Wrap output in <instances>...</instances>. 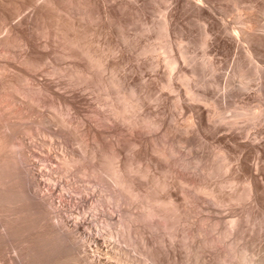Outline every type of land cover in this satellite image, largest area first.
Segmentation results:
<instances>
[{
  "label": "bare ground",
  "instance_id": "1",
  "mask_svg": "<svg viewBox=\"0 0 264 264\" xmlns=\"http://www.w3.org/2000/svg\"><path fill=\"white\" fill-rule=\"evenodd\" d=\"M97 1H100V2H104L105 4L107 3V4H109L110 5V0H97ZM96 0H42V2H40V0H0V264H112L111 263V261H112V259L110 260V257H109V255H110V252H111V250L109 249V245L107 246V245H105V243H106V241H104V239L102 238V236H103V234L101 235V231H105V230H101L100 232H96L95 231V233L92 231V227H89V226H87L86 224H85V222L86 221H83L84 219H82L80 216V213L82 214V212H80L82 209H80L79 208V206H76V207H74L73 205H76V204H80V202L79 203H77L78 201H86V202H89V198H92V196H89V195H91L90 193L92 192V194H93V191L96 189V188H94V189H92L91 187H89V188H91L90 190H91V192H86V193H88L87 195H85V196H82V197H75L73 194H71V195H69L70 194V192H71V190L69 189V187L70 186H72V185H74V183H75V185H76V182H77V180L76 179H74V178H76V174H78V173H81L84 177L83 178H85V177H87V178H95V180L97 181V178H98V176L100 177V173H102V174H105L104 176L106 177V174L109 176L108 178L110 179L111 178V184L113 183L114 185H116V187L118 186L119 188H121V190L122 191H125V193L127 194V195H125L126 197L129 195V197L128 198H131L132 200H130L131 201V203H132V201H133V203H135V201H137V202H139V201H141L143 204H140L139 203V205H141L142 207H144V208H141V209H144L143 211V214H144V216L146 215V216H148V218H150V219H153V218H151V217H159V218H162V212L161 211H163V216L165 217V218H168L169 219V215H167V214H170L171 216H172V219L173 218H175V222H176V218H180V219H182V220H186V218H183L184 216H181V213L183 212L184 213V211L182 210L183 208H184V206H182L183 205V203H182V205H181V209H180V205L178 206V205H176V203L178 202V198L177 199H175L176 197H174V199H173V196H169L170 194H171V192H168V193H166V194H164L165 195V199H164V196L162 197L161 196V194L163 195V193L161 192V191H163V190H166L167 188H168V186H169V184H168V182H170L168 179L170 178L171 179V176L169 177L168 175V173H172L173 172V170H172V168H175L174 167V165H175V160H174V162H172L173 161V159L174 158H171L172 156H173V154H171V153H173V150H172V152L169 150V149H171L170 148V146H169V148L167 147V145L165 144H163L162 146H159L160 144L159 143H161L163 140H165L166 138H164L162 141H160V142H155L154 144L153 143H149L150 144V146H151V144H153L152 145V147H149V148H151L150 149V152L151 153H153V154H155V152H156V154H158L159 156H158V159L160 158V160L162 161V160H164L163 162H165V161H167V162H169L170 160H172L170 163L171 164H173V167L171 166V169H170V167L169 168H167L166 167V165H168V163H164L165 164V166L164 165H162L163 166V168L165 167V168H167L166 170H165V168L164 169H162V173L164 172L163 170H165V173H163L162 175H161V177H158V176H160V175H158L159 173L156 171L155 173H158L157 174V176H156V174L154 173V175L152 176V174H151V169L153 170V168H154V166L152 167V165H155V168L156 169H158V167H161V166H159V165H157L156 166V164H153L154 162V160L158 163V160L156 159V158H154V160H153V158L151 159L150 158V162L152 163V165H151V163L149 164V168H151L150 170H149V168L145 165V163L143 162V160L145 159V156L147 155V153H146V149H144V145H142L143 147V149L145 150V153L146 154H144V152H143V155H144V158H143V156H142V153H140V154H137L138 152H140L139 151V148H141V144H140V141H138L139 140V138H140V136H139V134H140V127H142V125L144 126V125H146L147 127H150V126H156V125H159V128H160V125H161V123H162V120L160 119V118H156L157 119V121H156V119L155 118H153V116H155L154 114H149V115H153V116H150V117H148V115L146 116V115H144L143 116V118H141V115H139V113H137L138 111L136 110V112H135V110L132 108V107H134L133 105H134V103L136 102V104L137 105H142V107L140 106V108L142 109L143 108V101H142V97H145L146 98V100H147V97L148 96H150V95H147V94H152L151 92H149V91H153V89L154 88H156V87H153V85H155V84H151L152 82H154L155 83V81H151V82H147V83H149L148 85L149 86H152L153 87V89L150 87L149 88V86H144V84L143 85H137V83H138V80L140 79V78H143V77H140L138 80L136 79V77L134 76V78H133V76L131 77V76H126V72H124L125 71V69H124V71L121 69L122 68V66H123V64H122V59L121 58H124V57H121L120 58V60L119 61H116V57H117V54L115 53V61H113V60H111L109 57V54L111 53V51H114V49H113V47H115V46H113L112 47V44H114V42H115V37H114V35H115V33H116V30L118 29V28H123L124 29V27L128 24L127 23V19H126V15H128L127 14V12H125L124 14H122V12H121V10L120 9H118L117 8V6L116 7H114L115 5H114V3L116 4V2H117V5H119L118 4V0L117 1H113V0H111V2L113 3V4H111L110 6L108 5L107 6V4L106 5H104V6H102V8H100L99 7V5L100 4H102V3H100L99 5H98V2H97ZM122 2L124 1V0H121ZM121 1H119V3L121 2ZM131 0H129V2H130ZM142 1V0H141ZM146 1V0H145ZM144 1V3H143V6H145L144 4L145 3H147V2H145ZM162 1V0H161ZM165 1V0H164ZM166 1H168V4H169V7H168V9H167V12L165 13H162V18L160 19L161 21L160 22H158L157 24H156V22H154V24H156V25H154L153 27H150V24H151V21H150V24L148 25V27H146L145 28V30L146 31H148V32H154L155 31V34L156 33H160V35H154V37L156 36V37H158V38H161V39H164V41L163 40H161V39H158V41H163L165 44H164V48H163V46L161 47V49L163 48L164 49V52H162L163 51V49L160 51L159 50V43H158V50L160 51V54H161V52L165 55L164 57L163 56H161V59L162 60H160V57L158 56V55H156L155 53H158L159 51L156 49L157 47H156V45L154 44V45H152V44H149V45H145V47H142L143 49H142V52L141 53H143V55H151L152 54V56L155 54L156 56H158L159 58H156V60H155V62L153 63V62H150V65H152V67H155V68H159L160 66H162V67H164L163 65H165V69H167V73H168V77H167V75H165L166 76V79L164 80L163 79V81H161L162 83H160L161 85H162V89H167V90H169L167 93L169 94V92L170 91H172L173 93H174V91L176 90V89H179V86L181 87V85H179L178 84V86L175 84V82L174 81H176V80H179V81H181V80H184L185 82H187V83H185L184 84V82L183 81H181V83L180 84H183V85H185L183 88V90H184V93H186L187 95H188V97L190 98V100H192L193 101V103H194V101H195V103H194V105H192V107L193 106H195V104L196 103H198L199 102V104H198V108H195L194 107V111H196L197 109V114L196 115H198V116H196L195 115V117L196 118H198V121H196V122H198L199 124H201V126H203L202 125V123L204 122L203 121V119L205 120V124L206 125H208V126H210V124H214V123H212L214 120H211V122H209L210 121V119H212V117L214 118V117H218L219 116V114L221 115V112L219 113L218 112V110H220V107H219V109L217 110L216 108H218V107H216V105L217 104H215L216 103V101H215V103L214 102H212L211 101V103H210V101L208 100V98H209V96H208V98H207V96H206V91L204 92H202V91H199L197 88H196V91L193 89V84L192 85H190V79H189V76L191 77L192 76V78L195 76V78H196V76H198L197 74H198V72H197V70H198V68H195V69H193L190 73H188L189 71H186L185 70V68H187L185 65V68H184V70L186 71V72H184L183 71V69L181 70L182 72H180V74H179V77H178V75H176L178 78L176 79V76H174V74H173V72H174V70L177 68H179V64L180 63H184V64H187V61L189 60L188 59V51H186L185 49H183L181 46H182V44L179 46L178 45V47H180L181 49H178L177 51H178V54H177V52L175 53V54H177V55H174V52H173V44L174 43H170L171 41H170V36H171V34H173V33H171V32H173V31H175L174 29L172 30V27L174 28V26H175V24H173V21H175L177 18H176V14L177 13H179V15H180V13L181 12H179V10H181L182 9V13L181 14H184V12H186L187 10H193V12L195 11L196 13L195 14H198V17L199 16H201L202 18H204V17H210V15H211V17L213 16V14H216V12L217 13H219L220 11L219 10H214L213 8L215 7V5L218 3H214V2H212L211 0V2H210V4L212 5V3H214L215 5H214V7L212 8V6L208 3V0H166ZM214 1V0H213ZM219 1V0H218ZM222 1V0H221ZM235 1H237V0H235ZM235 1H233L232 3H234ZM242 1V0H241ZM246 1V0H245ZM248 1V0H247ZM244 2V4H246V3H248V2H250V1H248V2ZM255 1V0H254ZM253 1V2H254ZM262 1H264V0H262ZM121 2V3H122ZM127 2V1H126ZM126 2H123V3H126ZM135 3H140V0H139V2H138V0H137V2H136V0L134 1ZM150 2V1H149ZM149 2L147 3L148 5H149ZM152 2V1H151ZM150 2V3H151ZM158 2V1H157ZM228 2H230V1H228ZM252 2V1H251ZM258 2V1H257ZM260 2V1H259ZM122 3V4H123ZM131 3H133V1L131 2ZM160 3V2H159ZM165 3V2H164ZM223 3V2H222ZM222 3H219V5L220 4H222ZM241 3V2H240ZM243 3V2H242ZM255 3V2H254ZM121 4V5H122ZM147 4H146V6H147ZM152 4H154V3H152ZM155 4H156V2H155ZM162 4V3H161ZM207 4H209L208 6H211L210 8L207 6ZM226 4H228V3H226V1H225V5ZM230 4H231V2H230ZM229 4V5H230ZM236 4H238V3H236ZM250 4V3H249ZM248 4V5H249ZM252 4V3H251ZM257 3H255V5H256ZM103 5V4H102ZM114 5V6H113ZM121 5H119L120 7H124V6H126L127 8H128V6H127V4H125V5H123V6H121ZM128 5H130V4H128ZM158 5V4H157ZM163 5V4H162ZM166 5V4H165ZM165 5L164 6H162V7H165ZM225 5H223V6H225ZM228 5V6H229ZM233 5V4H232ZM235 5V4H234ZM234 5H233V7H234ZM259 5L261 6L262 4H260L259 3ZM101 6V5H100ZM131 6H135L136 7V5H130V7ZM138 6V5H137ZM141 6V5H140ZM155 6V5H154ZM166 6H168V5H166ZM221 6V5H220ZM219 6V7H220ZM239 6H241L242 7V4L240 5L239 4ZM247 6V5H246ZM254 6V5H253ZM264 6V5H263ZM263 6H262V8H263ZM29 7L30 8H32V10L27 14H23V12L25 13V9L27 10V8H28V10H29ZM133 7H131L132 9H133ZM150 7H151V5H150ZM149 7V8H150ZM152 7H153V5H152ZM151 7V8H152ZM176 7H180V8H175ZM217 7V6H216ZM215 7V8H216ZM225 7H227V5L225 6ZM244 7V6H243ZM249 7H251V5L249 6ZM248 7V8H249ZM259 6H257V8H258ZM117 8V9H116ZM125 8V7H124ZM127 8H126V10H127ZM142 8V7H141ZM140 8V9H141ZM144 8V7H143ZM146 9H149V8H147V7H145ZM150 8V9H151ZM173 8L175 9V10H178L177 11V13L176 14H173V12H174V10H173ZM223 9H224V7H222ZM221 8V9H222ZM231 8V9H230ZM235 8V7H234ZM122 9V8H121ZM129 9V8H128ZM135 9V8H134ZM146 9H145V11H146ZM152 9H154V8H152ZM183 9H187L186 11L185 10H183ZM210 9L212 10H214V11H216V12H214V11H211V12H213L212 14H210ZM218 9V8H217ZM227 9V8H226ZM229 9L230 10H232V7H229ZM237 9H239V7L238 8H236V12L238 11ZM246 9V8H245ZM244 9V12H242V11H239V12H242V13H245V11H247V10H245ZM252 9H255V8H252L251 7V9H249V10H251V12L253 11ZM259 9H261V8H259ZM124 10V9H123ZM122 10V11H123ZM126 10H124V11H126ZM139 9H138V7H137V10H135V11H133V12H136V11H138ZM157 10H158V8H157ZM172 10H173V12H172ZM228 10V9H227ZM227 10H226V12H227ZM230 10H229V13L231 14L232 12H230ZM239 10H241V9H239ZM248 10V11H249ZM150 11V10H149ZM155 11H156V9H155ZM163 11V10H162ZM248 11H247V13H248ZM256 11H258L257 9H256ZM261 11H263V10H261ZM260 11V12H261ZM27 12V11H26ZM150 12H152V11H150ZM157 12V11H156ZM176 12V11H175ZM236 12H234V13H236ZM259 12V11H258ZM259 12V13H260ZM129 13V12H128ZM141 13V12H140ZM143 13V12H142ZM148 13V12H147ZM160 13V12H159ZM186 13H188V12H186ZM221 13V12H220ZM222 13H224V12H222ZM221 13V14H222ZM228 13V14H229ZM233 13V14H234ZM253 13V12H252ZM255 13H257V12H255ZM131 14H132V10H131ZM130 14V17L131 16H133V15H131ZM134 14H136V13H134ZM139 14V13H138ZM152 14H153V12H152ZM151 13H150V15H152ZM174 16H173V15ZM195 14H194V16H195ZM240 14V13H239ZM246 14V13H245ZM248 14H251L250 12L248 13ZM248 14H246V15H248ZM258 14V13H257ZM256 14V15H257ZM137 15V14H136ZM144 15V14H143ZM148 15V14H147ZM157 15H158V12H157ZM178 15V14H177ZM184 15H186V14H184ZM188 15H191V14H189L188 13ZM252 15V16H251ZM247 19H245V20H243L242 22H240V23H242L243 24V26H245L244 28H242L243 26H238V28L240 27V28H242V29H236V27H228V25L227 26H225V28H224V30L223 31H225V33L227 32V33H229V34H231V36L233 37V39L234 40H232V41H234V42H232V41H229V42H232V44L233 45H235V47L234 48H239L241 45H242V43H244V44H246V46L245 45H243L244 46V49H243V46H242V49H243V52H242V54L241 55H238L239 57L237 58V62H236V66H235V70L233 71V73H232V79H230L231 81H227V92H225L224 93V95H225V98H226V95L228 96V95H232V93L234 92V89H235V91L237 92L238 91V93H240L239 91L240 90H237L236 88H240V89H243V90H245L246 91V89L248 90H251L249 87H251V85H250V82L253 80V79H258L259 80V84H258V89H257V92H258V94H256L257 96L259 95V98H261V100L262 101H264L262 98H264V66H260L259 64H256L255 62H257V61H255L256 59H255V57H259V59L260 58H263V57H261V56H263V55H261V54H264L263 53V47H264V34H261L260 35V33L259 32H261L259 29H263L264 28V24L262 25L261 23H263V22H261V20H260V17H259V20H260V22L258 21V20H256L254 17H253V15H255V14H251ZM259 15H261V14H259ZM129 16V15H128ZM135 16V15H134ZM153 16V15H152ZM182 16V15H181ZM181 16H179V17H181ZM216 16V15H215ZM214 16V17H215ZM227 16V15H226ZM239 16V15H238ZM242 16V15H241ZM264 16V15H263ZM123 17H124V19H123ZM161 17V16H160ZM176 19H175V18ZM178 17V16H177ZM178 17V18H179ZM184 17V16H183ZM192 17H193V15H191V19H192ZM196 18H197V15L195 16ZM210 17V18H211ZM222 17V16H221ZM223 17H225V16H223ZM229 17H231V16H229ZM235 17V16H234ZM234 17H232L233 18V20L235 19ZM243 17V16H242ZM244 17H246V16H244ZM257 18H258V16H256ZM143 18V17H142ZM147 18V17H146ZM149 18V17H148ZM148 18H147V22H148ZM157 18V17H156ZM173 18L175 19V20H173ZM200 18V17H199ZM217 18V17H216ZM262 18V17H261ZM130 19H132V18H129L128 20H130ZM141 19V18H140ZM151 19V18H150ZM183 19V18H182ZM181 19V20H182ZM188 19V18H187ZM201 19V18H200ZM220 18H217V21L219 20ZM221 19H223V18H221ZM264 19V18H263ZM137 20V19H136ZM139 20V19H138ZM190 20V19H189ZM196 20V19H195ZM204 20V19H203ZM207 20H209V19H207ZM216 20V19H215ZM226 20V19H225ZM224 20V22L226 23V21L228 20V17H227V20L225 21ZM232 20V19H231ZM236 20V19H235ZM234 20V21H235ZM140 21V20H139ZM153 21V20H152ZM154 21H156V20H154ZM159 21V20H158ZM177 21H179V19L177 20ZM182 21H185V17H184V20H182ZM190 21H192V20H190ZM202 21V20H201ZM206 21V20H205ZM210 21V20H209ZM212 21V20H211ZM214 21V20H213ZM221 21H223V20H221ZM237 21V20H236ZM240 21V20H239ZM263 21V20H262ZM132 22V21H131ZM141 22V21H140ZM186 22V21H185ZM196 22H199L198 20L196 21ZM204 22V21H203ZM220 22V21H219ZM130 23V22H129ZM134 23V22H133ZM138 23V22H137ZM143 23H145V22H143ZM179 22H177V24H178ZM189 23V22H188ZM207 23V22H206ZM212 23H214V22H212ZM211 23V24H212ZM221 24H222V22H220ZM229 23V22H228ZM236 23V22H235ZM139 24V23H138ZM141 24V23H140ZM146 24H148V23H146ZM186 24V23H185ZM190 24V23H189ZM204 24V23H203ZM209 25H210V22L208 23ZM207 24V25H208ZM218 24V23H217ZM230 24V23H229ZM251 24V25H250ZM129 25V24H128ZM131 25V24H130ZM129 25V26H130ZM142 25V24H141ZM141 25H140V27H141ZM174 25V26H173ZM180 24H178V26H179ZM202 25V24H201ZM208 25V26H209ZM213 25V24H212ZM216 25V24H215ZM226 25V24H225ZM138 26V25H137ZM143 26H144V24H143ZM142 26V27H143ZM147 26V25H146ZM187 26V25H186ZM192 26H194V25H192ZM196 26V25H195ZM194 26V27H195ZM198 26V25H197ZM207 26V28H208V31L209 32H211V31H213V29L211 28V27H208ZM217 26V25H216ZM220 26V24L218 25V27ZM223 26V25H222ZM221 26V27H222ZM202 27V26H201ZM206 27V26H205ZM115 28H117V29H115ZM128 28V27H127ZM192 28V27H191ZM203 28V27H202ZM209 28L210 29H212L211 31L209 30ZM215 28H217V27H215ZM236 30H235V29ZM130 29H131V27H130ZM134 30H135V28H133ZM138 30H139V27L137 28ZM142 29V28H141ZM141 29H140V31H141ZM178 29H180V28H178ZM196 29H197V27H196ZM223 29V28H222ZM122 30V29H121ZM128 30H129V28H128ZM128 30H126V31H128ZM138 30H136L137 31V33H139L138 32ZM157 30V31H156ZM195 30V29H194ZM215 30V29H214ZM5 31V34L4 35H2L3 34V32ZM178 31V30H177ZM176 31V32H177ZM184 31V30H183ZM203 31V30H202ZM207 31V29H205L203 32H201L202 33V36L200 37L201 39H202V42H201V44H199V45H201L202 47H204V48H206L207 47V45L208 44H210L209 42H210V37L209 36H212L213 34H214V36H215V33H218L217 32V30H215V33L214 32H212L213 34L212 35H210V33ZM218 31H219V33H220V29L218 28ZM257 31H258V33H257ZM262 31H264V30H262ZM118 33L120 32V29L117 31ZM124 32V31H123ZM129 32V31H128ZM147 32V33H148ZM175 32V33H176ZM185 33H187L186 32V30L184 31ZM188 32H189V30H188ZM200 32V31H199ZM117 33V34H118ZM121 33V32H120ZM120 33L118 34L119 35V37L121 38V36H120ZM126 33V32H125ZM125 33H122L121 35L123 36V34H125ZM134 33V32H133ZM133 33L131 32V34L133 35ZM145 33V32H144ZM146 33V34H147ZM158 33V34H159ZM178 33H179V31H178ZM198 33V32H197ZM218 33V34H219ZM223 32H221L219 35H221ZM226 33V34H227ZM262 33H264V32H262ZM116 34V35H117ZM130 34V35H131ZM145 34V35H146ZM150 34V33H149ZM181 34V33H180ZM189 34V33H188ZM188 34H186V35H188ZM191 34V33H190ZM228 34V35H229ZM94 35H100V36H104V37H102V40H103V38H108V37H110V39H104L103 41L106 43L107 41V43L106 44H104V42H102L103 44H104V46H107V47H104V46H102V45H100L99 43H101V41L102 40H100V41H96L95 39H97L98 40V38L100 37H98V38H96V36H94ZM127 35L129 36V34L127 33ZM126 35V36H127ZM142 35V34H141ZM140 35V36H141ZM148 35V34H147ZM153 35V34H152ZM175 35V34H174ZM174 35H172V36H174ZM179 35V34H178ZM195 35V34H194ZM219 35L218 36H216L218 39L220 38V37H223L224 36V34H222V36H220L219 37ZM228 35H226V36H228ZM125 36V35H124ZM123 36V40H124V42H122V43H125V41H128V42H126L127 44L129 43V40H128V38H126V37H124ZM136 36V35H135ZM95 37V38H94ZM118 37V36H117ZM137 37V36H136ZM147 37V36H146ZM150 36H148V38H149ZM153 37V36H152ZM153 37V38H154ZM178 37V36H177ZM183 37H185V36H183ZM193 37V36H192ZM191 37V38H192ZM196 37V36H195ZM203 37V38H202ZM230 37V36H229ZM231 37V38H232ZM145 38V37H144ZM179 38V37H178ZM186 38V37H185ZM190 38V37H189ZM188 38V39H189ZM212 38L214 39V37L212 36ZM227 37H225V39H226ZM100 39V38H99ZM119 39V38H118ZM130 39H132V38H130ZM138 39V38H137ZM155 39V38H154ZM153 39V40H154ZM173 39V38H172ZM175 39H176V37H175ZM187 39V38H186ZM195 39H198L197 37L195 38ZM201 39H199V40H201ZM218 39H216V40H218ZM223 39V38H222ZM224 39V40H225ZM228 39V38H227ZM230 39V38H229ZM228 39V40H229ZM122 39H120V41H121ZM122 40V41H123ZM149 40V39H148ZM147 40V41H148ZM178 40V39H177ZM184 40V39H183ZM215 40V39H214ZM114 41V42H113ZM136 41V40H135ZM134 41V42H135ZM144 41V40H143ZM146 41V40H145ZM151 41V40H150ZM173 41V40H172ZM211 41H213V40H211ZM131 42V41H130ZM140 42V41H139ZM142 42V41H141ZM152 42V41H151ZM154 42V41H153ZM163 42H161L160 44H162ZM177 42V41H176ZM189 42V41H188ZM197 42V41H196ZM199 42V43H200ZM218 42H220V40L218 41ZM222 42H224L223 40H222ZM221 42V43H222ZM101 43V44H102ZM118 43H120V42H118ZM125 43V44H126ZM137 43H138V41H137ZM145 43V42H144ZM180 43V42H179ZM178 43V44H179ZM190 43V42H189ZM214 44L216 43V41H214L213 42ZM221 43H219V46H221L222 44ZM227 43V42H226ZM226 43H223L224 45L226 44ZM131 44V43H130ZM142 44L143 43H141V46H142ZM172 44V45H171ZM177 44V43H176ZM185 44H186V42H185ZM221 44V45H220ZM232 44L230 45H228V46H231L230 48H232L233 46H232ZM116 46H117V44H115ZM134 45V44H133ZM140 45V44H139ZM120 46V45H119ZM129 46V45H128ZM128 46H124V47H122V46H120L122 49H120L121 51L122 50H124L125 51V49H123V48H127ZM155 46V47H154ZM173 46V47H172ZM206 46V47H205ZM218 46V45H217ZM227 46V45H226ZM118 47V46H117ZM136 47V46H135ZM135 47H133V48H135ZM177 47V48H178ZM193 47V46H192ZM196 47H198V46H196ZM201 47V48H202ZM214 47H216V46H214ZM221 47H223V51H224V49H226V48H224L225 46H221ZM119 48V47H118ZM129 48V47H128ZM175 48V47H174ZM211 48V47H210ZM219 48V47H218ZM229 48V49H230ZM16 49V50H15ZM21 50L20 51V53H18V52H16L17 50ZM139 48L137 47V49H135V50H138ZM196 49V48H195ZM209 49V48H208ZM207 49V50H208ZM242 49L240 48V50L242 51ZM116 50H118V49H116ZM115 50V51H116ZM129 50V49H128ZM134 50V51H135ZM197 50H198V48H197ZM196 50V51H197ZM200 50V49H199ZM202 50V49H201ZM212 50V49H211ZM227 50V49H226ZM119 51V50H118ZM124 51H122V53L121 54H124L125 52ZM131 51V50H130ZM157 51V52H156ZM175 51H176V49H175ZM193 51V50H192ZM195 51V50H194ZM203 51V50H202ZM213 51V50H212ZM217 51V50H216ZM220 51H221V48H220ZM219 51V52H220ZM222 51V52H223ZM229 51V50H228ZM232 51H233V48H232ZM237 51V50H236ZM128 52V51H127ZM132 53H133V51H131ZM207 52V51H206ZM205 52V54H207L208 55V52L206 53ZM234 52H235V49H234ZM119 53V52H118ZM134 53H136V52H134ZM138 53V52H137ZM200 53H202V52H200ZM217 53V52H216ZM221 53V52H220ZM223 53H225V52H223ZM232 53V52H231ZM237 54H238V52H236ZM112 54V53H111ZM120 54V56H123V55H121ZM129 54L131 55V53L129 52ZM140 54V53H139ZM191 54V53H190ZM198 54V53H197ZM222 54V53H221ZM236 54V55H237ZM142 55V56H143ZM154 55V56H155ZM201 55V54H200ZM209 55H210V53H209ZM214 55H216V54H214ZM214 55H212V56H214ZM226 55V54H225ZM229 55V54H228ZM232 55H233V53H232ZM261 55V56H260ZM127 56V55H126ZM125 56V57H126ZM138 56V55H137ZM151 56V57H152ZM193 56V55H192ZM205 56V55H204ZM217 56V55H216ZM215 56V58H216V60L218 59L217 57ZM222 56V55H221ZM235 56V55H234ZM163 57V58H162ZM190 57V56H189ZM198 57V56H197ZM203 57V56H202ZM211 56H209V58H210ZM227 57V56H226ZM257 57V58H258ZM131 58H132V56H131ZM145 58L146 57H144V61H145ZM214 57H213V60L215 59ZM227 58H230L229 56L227 57ZM126 59V58H125ZM128 59V58H127ZM152 59H154L153 57H152ZM190 59H191V57H190ZM201 59V58H200ZM212 59V58H211ZM210 59V60H211ZM220 59H221V57H220ZM236 59V58H235ZM255 59V60H254ZM65 60H66V65H65ZM124 60V59H123ZM131 60V59H130ZM132 60H134V58L132 59ZM141 60V59H140ZM139 60V61H140ZM192 61H193V59H191ZM203 60V59H202ZM207 60H208V58H207ZM224 60V59H223ZM258 60V59H257ZM63 61H64V63H63ZM137 61H138V59H137ZM150 61H151V58H150ZM152 61H154V60H152ZM163 62V65H161L162 64V62ZM195 61V60H194ZM197 61V60H196ZM199 61V60H198ZM226 61V60H225ZM225 61H224V63H225ZM232 61V60H231ZM255 61V62H254ZM259 61V60H258ZM125 62H126V60H125ZM131 62V61H130ZM133 62V61H132ZM189 62V61H188ZM191 62V61H190ZM204 62V61H203ZM211 62H212V60H211ZM214 62V61H213ZM219 62V61H218ZM260 62H262V61H260ZM143 63V62H142ZM146 63V62H145ZM206 64H209V66L211 65L210 64V62L209 61H207V62H205ZM204 63V65L203 66H205L206 64ZM215 63V62H214ZM213 63V64H214ZM221 63V62H220ZM258 63V62H257ZM264 63V62H263ZM126 64V63H125ZM129 64V63H128ZM132 64V63H131ZM133 64H134V62H133ZM136 64V63H135ZM137 64H139L138 62H137ZM136 64V65H137ZM199 64V63H198ZM246 64H249V65H251L250 67H251V69H250V67H249V65L247 66V67H249V70H247L246 69ZM65 65V66H64ZM147 65V64H146ZM149 65V66H150ZM196 65H197V62H196ZM216 65V64H215ZM227 65V64H226ZM263 65V64H262ZM125 66V65H124ZM128 66V65H127ZM144 66V65H143ZM148 66V67H149ZM182 66V65H181ZM188 66H189V63H188ZM191 66H192V63H191ZM198 66V65H197ZM213 66V65H212ZM222 66H224V64L222 65ZM221 66V67H222ZM234 66V65H233ZM141 67V66H140ZM151 67V66H150ZM201 67V66H200ZM205 67H207L208 68V65L207 66H205ZM215 67L216 66H214V67H209V69L211 68V70L214 68V70H215ZM124 68V67H123ZM129 68V67H128ZM139 68V67H138ZM142 68V67H141ZM189 68V67H188ZM224 68H226V67H224ZM231 68V67H230ZM152 69H154V68H152ZM163 69V68H162ZM180 69V68H179ZM178 69V70H179ZM190 69V68H189ZM200 69V68H199ZM208 69V70H209ZM123 71V73H125V75H122L123 73H122V71ZM135 70V69H134ZM137 71H139V70H142V69H136ZM159 70V69H158ZM191 70V69H190ZM219 70V69H218ZM224 70V69H223ZM233 70V69H232ZM136 71V72H137ZM163 71V70H162ZM162 71H160V72H162ZM176 71V70H175ZM180 71V70H179ZM217 71V70H216ZM108 72V77L106 76V73ZM131 72V71H130ZM157 73V71H155L154 70V73ZM160 72H159V74H160ZM165 72V71H164ZM178 72V71H177ZM212 72H213V70H212ZM221 72V71H220ZM230 72V71H229ZM232 72V71H231ZM122 73V74H121ZM132 73V72H131ZM135 73V72H134ZM134 73L132 74V75H134ZM145 73V72H144ZM143 73V74H144ZM150 73V72H149ZM175 73V72H174ZM207 73V72H206ZM214 73V72H213ZM222 73V72H221ZM137 74V73H136ZM141 74H142V72H141ZM158 74V75H159ZM178 74V73H177ZM209 74H210V72H209ZM215 74V73H214ZM216 74H217V72H216ZM146 76H147V72H146V74H145ZM144 75V76H145ZM150 75V74H149ZM148 75V76H149ZM153 75V74H152ZM158 75H155L156 77L158 76ZM219 75V74H218ZM154 76V75H153ZM50 77V78H49ZM139 77V76H138ZM137 77V78H138ZM152 76H150V78H151ZM174 77H175V79H174ZM203 77V76H202ZM207 77H208V75H207ZM214 77V76H213ZM254 77V78H253ZM60 78H64L63 79V82H62V80H60ZM153 78V77H152ZM155 78V77H154ZM158 78V77H157ZM161 78V77H160ZM195 78H193V79H195ZM204 78V77H203ZM221 78V77H220ZM253 78V79H252ZM148 79V78H147ZM192 79V80H193ZM202 79V78H201ZM223 79V78H222ZM227 79V78H226ZM234 79V80H233ZM152 80V79H151ZM155 80H157V79H155ZM162 80V79H161ZM198 80V79H197ZM65 81V82H64ZM160 81V80H159ZM158 81V82H159ZM178 81V82H179ZM189 81V82H188ZM205 81V80H204ZM211 81H213V80H211ZM216 81V80H215ZM177 82V81H176ZM193 82V81H192ZM217 82V81H216ZM65 85H64V84ZM145 83V82H144ZM147 83H145V84H147ZM200 83V82H199ZM202 83V82H201ZM206 84V83H205ZM208 84V83H207ZM214 84V83H213ZM217 84V83H216ZM254 84V83H253ZM256 84H257V82H256ZM63 85L64 86H66L65 88H67L66 90H64L63 89V91H60V90H62V88H63ZM159 85V84H158ZM211 85H212V83H211ZM250 85V86H249ZM62 86V87H61ZM139 86H143L146 90V93H147V90H149L148 92L149 93H147V94H144V95H146V96H140V92H142L143 90L141 89V88H139ZM200 86V84L198 85V87ZM214 86H216V85H214ZM219 86V85H218ZM222 86V85H221ZM178 87V88H177ZM203 87H205L204 85H203ZM256 87V86H255ZM61 88V89H60ZM149 88V89H148ZM209 88V87H208ZM217 88V87H216ZM215 88V89H216ZM223 88V87H222ZM157 89V88H156ZM161 89V90H162ZM210 89V88H209ZM214 89V90H215ZM254 89V88H253ZM86 90H88L87 91V93H83V91H86ZM89 90H90V93H88L89 92ZM94 90H102L103 92H104V95H105V98H107L106 96H108L109 98V100H105L104 98V100H103V104H104V101H109L110 102V107L107 105V104H109V102L108 103H105L106 104V107L108 106L109 108H111V109H113V110H111V109H109V111L111 110L112 112V114H109L108 115V119L110 120V123H112V124H110V125H107V127L106 128H108V126H109V130L107 129H103V130H105V131H103V130H101V128H99V125H101L100 123H104V122H101L102 120L100 119V117H99V115L101 116L103 113H98V114H96L95 113V111H97L98 109H99V105L97 106L98 107V109H96L95 110V108H92V107H94L95 106V104L93 103V98H90L88 95H90L91 93H93V92H91V91H94ZM160 90V89H159ZM182 90V89H181ZM198 90V91H197ZM211 90V89H210ZM213 90V91H214ZM242 90V91H243ZM164 91H166V90H164ZM223 91V90H222ZM225 91V90H224ZM241 91V92H242ZM101 91H99V93H100ZM144 92V91H143ZM155 92H157V90L155 91ZM154 92V94H158V93H155ZM179 92H181V91H179ZM210 92V91H209ZM212 92V91H211ZM221 92V91H220ZM257 92H255V93H257ZM97 93V92H96ZM145 93V92H144ZM165 93V92H164ZM181 93H183V92H181ZM218 93V92H217ZM245 93V92H244ZM250 93V92H249ZM98 94V93H97ZM166 94V93H165ZM172 94V93H171ZM213 94V93H212ZM236 94V93H235ZM94 95V94H93ZM104 95H103V97H104ZM158 95H161L160 93L158 94ZM164 95V94H163ZM180 95V94H179ZM223 95V94H222ZM238 95V94H237ZM95 96V95H94ZM97 96V95H96ZM100 96H102V95H100ZM181 96V95H180ZM184 97H185V94L183 95ZM246 96H247V94H246ZM245 96V97H246ZM250 96V95H249ZM248 96V97H249ZM92 97V96H91ZM152 97V96H151ZM154 97V96H153ZM152 97V98H153ZM158 97V96H157ZM160 97V96H159ZM158 97V98H159ZM163 97H165V96H163ZM168 97H169V95L167 96V100H168ZM172 97V96H171ZM171 97H169V98H171ZM176 97V96H175ZM214 97V96H213ZM222 97H224V96H222ZM229 97V96H228ZM243 97V96H242ZM252 97V96H251ZM95 98V97H94ZM102 98V97H101ZM157 98V99H158ZM162 98V97H161ZM172 98H174V96L172 97ZM172 98H171V100H172ZM178 98V97H177ZM212 97H210L209 99H211ZM238 98L239 97H236V99L238 100ZM250 98V97H249ZM100 99V98H99ZM163 99H166V98H163ZM183 99V98H182ZM217 99V98H216ZM215 99V100H216ZM101 100V99H100ZM145 99H144V101H146ZM153 100V99H152ZM158 100H160V99H158ZM166 100V101H167ZM170 99H169V101H171ZM180 100V99H179ZM179 100H177V101H179ZM222 100V99H221ZM226 100V99H225ZM240 100V99H239ZM242 100V99H241ZM245 100V99H244ZM174 101V100H173ZM176 101V100H175ZM261 101V102H262ZM96 102V101H95ZM97 102H98V100H97ZM163 101H161V103H162ZM183 102V101H182ZM187 102V101H186ZM190 102V101H189ZM188 102V103H189ZM201 102H202V105H203V103L205 104V103H208V104H210L211 105V107L212 106H214L213 108H215L214 109V111H211V109H210V107H209V109H210V111H211V113H210V111H209V113L208 114H206V111H207V107L205 106V105H207V104H205V105H203V106H205V109H206V111L204 112V110H202L201 108V106H199L200 104H201ZM218 102V101H217ZM230 102V101H229ZM234 102V101H233ZM239 102V101H238ZM237 102V103H238ZM241 102V101H240ZM254 102V101H253ZM145 103L146 102H144V105H145ZM148 104H149V101L147 102ZM151 103V102H150ZM157 103V102H156ZM160 103V102H159ZM170 103H172V102H170ZM179 103V102H178ZM178 103H176V105H178ZM247 103V102H246ZM249 103H251V102H249ZM255 103H257V101L255 102ZM264 103V102H263ZM99 104V103H98ZM169 104V103H168ZM175 104V103H174ZM183 105H184V103H182ZM181 104V106H183ZM220 104V103H219ZM227 104V103H226ZM241 104H243V103H241ZM253 104V103H252ZM86 105V106H85ZM137 105H135V107L137 106ZM161 105V104H160ZM197 105V104H196ZM224 105V104H223ZM240 105V104H239ZM244 105V104H243ZM246 105V104H245ZM85 106V107H84ZM155 106H157V105H155ZM161 106H163V105H161ZM179 106V105H178ZM185 106H186V103H185ZM191 106V105H190ZM228 106V105H227ZM259 106V105H258ZM88 107V108H87ZM106 107H105V105H104V110H107L106 109ZM167 107V106H166ZM166 107H164V108H166ZM200 107V108H199ZM239 107V106H238ZM244 107V112H243V108L241 109V111L243 112V113H240V111H239V113H238V111L236 110V112H237V114H236V112H235V114H234V117L232 116V122H231V120H229L228 122H225L226 124H228V126L229 125H235L236 123H238V122H240V121H242L243 122V120H245L244 122H247V121H251L253 124V127H254V125H256L257 123H259V122H261V121H263V126H264V119H262L261 118V116L263 115V114H261V112L262 113H264V110H259V108H258V110L260 111V113H259V111L257 110V112H256V110L255 109H253V106H251L250 107V105H246V107L245 106H243ZM84 108V109H83ZM87 108V109H86ZM130 108H132V110H133V112H132V114H128L127 113V111H129L130 110ZM137 108H138V106H137ZM148 108H149V106H148ZM160 108V107H159ZM184 108V107H183ZM191 108V107H190ZM223 108V107H222ZM229 108V107H228ZM236 108V107H235ZM255 108V107H254ZM261 109H264V108H262V106L260 107ZM49 109V110H48ZM50 109H51V111H50ZM95 111H94V110ZM169 109V108H168ZM167 109V110H168ZM171 109V108H170ZM169 109V110H170ZM201 109V110H200ZM208 109V110H209ZM224 109V108H223ZM254 111H253V110ZM53 110V111H52ZM131 110V111H132ZM160 110V109H159ZM158 110V111H159ZM161 110H163V109H161ZM166 110V111H167ZM172 110V109H171ZM177 110H178V108H177ZM188 110H189V108H188ZM222 110V109H221ZM225 110H227V109H225ZM101 111V110H100ZM99 111V112H100ZM108 111V110H107ZM139 111H141V110H139ZM145 111V110H144ZM147 111V110H146ZM149 111V110H148ZM147 111V112H148ZM151 111V110H150ZM153 111V110H152ZM152 111H151V113H152ZM164 111V110H163ZM180 111V110H179ZM184 111H186V109H184L183 110V113H184ZM190 111V110H189ZM193 113L192 114H194V111L193 110H191ZM199 111H201V112H199ZM203 111V112H202ZM83 112L85 113H88V114H90L91 113V115H94V116H91V117H94L92 120H90V119H88V118H85V116H83L84 114H83ZM135 112V113H134ZM154 112V111H153ZM161 112V111H160ZM165 112V111H164ZM170 112V111H169ZM176 112V111H175ZM188 112V111H187ZM213 112V113H212ZM226 112H228V111H226ZM70 113H73L74 114V116H73V114H71V117L73 116V118H68L67 117V115H69ZM92 113H95L96 115H97V117H96V115L95 114H92ZM109 113V112H108ZM138 114V116H137V114ZM163 113V112H162ZM177 113H181V112H177ZM191 113V112H190ZM87 114V115H88ZM142 114V113H141ZM143 114H145V112L143 113ZM147 114V113H146ZM160 114V113H159ZM175 114V113H174ZM185 114H188V113H185ZM192 114H189V115H191V117H192ZM211 116H210V115ZM222 114H224V113H222ZM86 115V114H85ZM103 115H105V113L103 114ZM107 115V114H106ZM111 115V117L112 118H109V116ZM112 115H114V116H112ZM157 115V114H156ZM161 115V114H160ZM182 114H180V116H181ZM184 115V114H183ZM228 115H230L229 113H228ZM70 116V115H69ZM139 116H140V118H139ZM162 116V115H161ZM167 116V115H166ZM174 116V115H173ZM194 116V115H193ZM224 116H225V114H224ZM87 117H89V116H87ZM102 117V116H101ZM107 117V116H106ZM106 117H103L104 119H105V122H108L109 123V120L108 121H106ZM152 117V118H151ZM156 117V116H155ZM178 117V116H177ZM183 117V116H182ZM206 117H207V120H209V121H206ZM221 117V116H220ZM219 117V118H220ZM262 117H264V116H262ZM102 118V119H103ZM165 118V117H164ZM170 118H171V116H170ZM169 118V119H170ZM175 118H176V114H175ZM181 118V117H180ZM184 118V117H183ZM186 118V117H185ZM193 118V117H192ZM218 118V119H219ZM227 117H225L224 119H226ZM154 119V120H153ZM160 119V120H159ZM178 119V118H177ZM176 119V120H177ZM191 119V118H190ZM194 119V118H193ZM222 119V118H221ZM223 119V120H224ZM228 119V118H227ZM226 119V120H227ZM119 120H122L123 122H126L127 123V126H128V128L130 129V131L132 130V131H134V132H132L134 135H135V133H137L138 131H139V133H137L138 134V136L139 137H137L138 138V140H135L134 138H133V140H135L134 141V144L136 145V147L135 148H137V151H136V153L135 152H133L132 154H131V156L134 158L133 160H132V162L131 161H126V160H131L132 158H131V156L128 158V157H125V159L122 157V155H123V153H124V151H123V153H122V150H123V148H124V146H122V145H120V146H117V142L119 141L118 139L120 138V141H121V143L123 142L122 140L123 139H121V137H119V136H117V131H119V128L120 129H122L121 127H117V129L116 128H114V130L113 129H111L112 127H115L114 125H117L118 123V121ZM164 120V119H163ZM187 120V119H186ZM197 120V119H196ZM222 120V121H223ZM104 121V120H103ZM167 121V120H166ZM170 121V120H169ZM175 121V120H174ZM179 121H180V119H179ZM183 121V120H182ZM181 121V122H182ZM184 121H185V119H184ZM195 121V119L193 120V122ZM203 121V122H202ZM176 122V121H175ZM174 122V123H175ZM185 122H187V121H185ZM209 122V123H208ZM215 122V121H214ZM220 122V121H219ZM167 123V122H166ZM183 123V122H182ZM188 123H189V121H188ZM192 123V122H191ZM197 123V124H198ZM248 123V122H247ZM120 124H121V122H120ZM196 123L195 124H192L191 126H188V125H190V123L188 124V125H186V126H188V128L189 129H191L192 130V128L194 127L193 125H197ZM204 124V126H206ZM216 124H218L217 122H216ZM222 124H224L223 122H222ZM243 123H241L240 125L241 126H243L242 125ZM126 125V124H125ZM177 125H179V124H177ZM185 125V124H184ZM221 125V124H220ZM219 125V126H220ZM244 125H245V123H244ZM81 126H84V128H81ZM103 126V125H102ZM118 126H120V125H118ZM145 126V128H147ZM165 126V125H164ZM163 126V127H164ZM172 126V125H171ZM174 126V125H173ZM180 126V128H182L181 126L182 125H179ZM193 126V127H192ZM213 126V125H212ZM211 126V127H212ZM215 126V125H214ZM218 126V125H217ZM218 126V127H219ZM227 126V125H226ZM227 126V127H228ZM237 125H235V127H236ZM101 127V126H100ZM123 127V126H122ZM191 127V128H190ZM198 127H200V126H198ZM222 127H224V125H222ZM230 127V126H229ZM240 127V126H239ZM238 127V128H239ZM244 127H246V126H244ZM247 127H248V125H247ZM253 127H251V128H253ZM258 127V126H257ZM79 128H81L82 130H80ZM105 128V127H104ZM125 128H127L126 126H125ZM170 128V127H169ZM172 128V127H171ZM202 128V127H201ZM213 128V127H212ZM221 127H219V129H220ZM234 128V127H233ZM233 128H231V129H233ZM255 128H256V126H255ZM264 128V127H263ZM116 129V130H115ZM142 129V128H141ZM147 129H149V128H147ZM163 129V128H162ZM165 129H166V127H165ZM184 129H185V127H184ZM205 129H207V130H209L207 127L205 128ZM222 129V128H221ZM224 129H225V127H224ZM223 129V130H224ZM231 129H228V130H230L231 131ZM235 129V128H234ZM234 129H233V131H234ZM245 129H247V128H245ZM81 132H80V131ZM126 130V129H125ZM155 130V129H154ZM191 130H186L187 132H189V134L191 133V132H194L195 130H194V128H193V130L191 131ZM199 130H201V132L199 131ZM199 130H197L196 129V132H200V133H203V132H205V131H202L203 129H199ZM213 130V129H212ZM217 129H215V131H216ZM222 130V132H224ZM239 130V129H238ZM249 130H250V128H249ZM252 130V129H251ZM250 130V131H251ZM256 130V129H255ZM255 130H253V131H255ZM77 131V133L78 134H81V135H79L78 136V134L76 133L75 134V132ZM146 131V130H145ZM150 131H153V130H151L150 129ZM162 131V130H161ZM160 131V132H161ZM164 131V130H163ZM191 131V132H190ZM210 131H211V128H210ZM236 131H237V128H236ZM235 131V132H236ZM248 131V130H247ZM250 131H248L247 132V136H249V132ZM258 131V130H257ZM261 131V130H260ZM120 132H121V130L119 131V134L118 135H120L121 136V134H120ZM143 132H144V130H143ZM142 132V133H143ZM155 132V131H154ZM165 132V131H164ZM174 132V131H173ZM186 132V133H187ZM207 132V131H206ZM205 132V133H206ZM214 132V131H213ZM213 132H211V133H213ZM217 132V131H216ZM215 132V133H216ZM219 132H221V131H219ZM226 132V131H225ZM239 132V131H238ZM241 132V131H240ZM104 133V138H105V135L107 134V136H108V134L110 135V136H113V138L114 137H118V139L117 138H114L115 140L113 141V140H111L110 142H109V144L110 143H112V142H114V144H116L115 145V147H117V148H115L114 146L112 147L111 145H113V143L111 144V145H108V143L106 144V142H105V140L103 141V137H102V134ZM125 133H127V132H125ZM157 133V132H156ZM159 133V132H158ZM177 133V132H176ZM183 133H185V132H183ZM182 133V134H183ZM209 133V132H208ZM233 133V132H232ZM251 133V132H250ZM255 133V132H254ZM114 134L116 135V136H114ZM136 134V135H137ZM149 135H150V132L148 133ZM153 134V133H152ZM161 134V133H160ZM188 134V133H187ZM197 134V133H196ZM220 134H223V133H220ZM225 135H226V133H224ZM229 134V133H228ZM237 134V133H236ZM242 134H244V132L243 133H241V135ZM256 134V133H255ZM77 135V136H76ZM129 135V134H128ZM132 135V134H131ZM133 135V136H134ZM136 135L134 136L135 138H136ZM143 135V134H142ZM170 135H172V134H170ZM186 135V134H185ZM193 135H195V134H193ZM203 135H205V134H203ZM218 135V134H217ZM225 135H221V136H219V137H223V138H225L226 136ZM230 135V134H229ZM228 135V136H229ZM234 135V134H233ZM232 135V136H233ZM239 135V134H238ZM238 135H236V136H238ZM245 135H246V132H245ZM258 135V134H257ZM122 136H123V129H122ZM151 136V135H150ZM156 136V135H155ZM160 136V135H159ZM169 135H167V137H168ZM177 136V135H176ZM179 136V135H178ZM184 136V135H183ZM188 136V135H187ZM190 136V135H189ZM197 136V135H196ZM208 136V135H207ZM210 136V135H209ZM213 136V135H212ZM227 136V137H228ZM232 136H230V138L232 137ZM242 136H244V135H242ZM241 136V137H242ZM250 136H251V134H250ZM263 135H261V137H262ZM126 137V136H125ZM128 137V136H127ZM182 137V136H181ZM180 137V139L179 140H181L182 138ZM184 137H186V136H184ZM239 137H240V135H239ZM245 137V136H244ZM252 137H253V135H252ZM108 138V137H107ZM111 138V137H110ZM124 138V137H123ZM136 138V139H137ZM143 138V137H142ZM152 137H150V139H151ZM161 138V137H160ZM197 137H195V139H196ZM199 138V137H198ZM205 138V137H204ZM203 138V139H204ZM210 138V137H209ZM212 138V137H211ZM211 138L209 139V140H211ZM235 138V137H234ZM255 138V137H254ZM253 138V139H254ZM117 139V140H116ZM126 139V138H125ZM128 139V138H127ZM132 139V138H131ZM146 139H147V137H146ZM162 139V138H161ZM168 139H169V137H168ZM173 139V138H172ZM176 139H178V138H176ZM176 139H174V140H176ZM188 139V138H187ZM191 139V138H190ZM189 139V140H190ZM194 139V140H195ZM214 139H217V138H214ZM213 139V140H214ZM227 139V138H226ZM226 139H223L224 140V142H226ZM233 139V138H232ZM245 139V138H244ZM243 138L242 139H240L239 141H241V140H244ZM249 139H250V137H249ZM248 139V140H249ZM144 140V139H143ZM152 140V142H153V140H154V138L153 139H151ZM150 140V141H151ZM171 140V139H170ZM186 140V139H185ZM184 139H183V142L185 141ZM194 140H193V138H192V141L194 142ZM198 140V139H197ZM200 140H202V139H199V141ZM205 140H207V138L205 139ZM209 140H207L208 142H210ZM219 140H220V138H219ZM235 140H237V137L235 138ZM234 140V141H235ZM259 140V139H258ZM262 140V139H261ZM117 141V142H116ZM120 141L118 142V145H119V143H120ZM148 141H149V139H148ZM149 141V142H150ZM156 141V140H155ZM158 141H159V139H158ZM191 141V140H190ZM196 141V140H195ZM203 141V140H202ZM202 141H200V142H202ZM238 141V140H237ZM254 141V140H253ZM72 142H76L77 144H79L80 145V149L78 148H76V149H73V148H75V147H73V148H71V144H73ZM116 142V143H115ZM125 142V141H124ZM127 142H129V141H127ZM144 142V141H143ZM182 142V143H183ZM198 142V141H197ZM220 142H222V141H220ZM219 142V143H220ZM223 142V143H224ZM248 142H250V141H248ZM248 142H247V144H248ZM252 142V141H251ZM250 142V143H251ZM120 143V144H121ZM141 143H142V139H141ZM157 143L159 144L158 146H157ZM163 143H169L170 144V141L169 142H163ZM172 143V142H171ZM196 143V142H195ZM212 143V142H211ZM227 143V142H226ZM237 143V142H236ZM235 143V144H236ZM249 143V144H250ZM257 143V142H256ZM264 143V142H263ZM133 144V143H132ZM133 144V146H135ZM144 144V143H143ZM145 144H146V142H145ZM156 144V145H155ZM186 145H187V141H186V143H185ZM190 144V143H189ZM194 143H192V145H193ZM202 144V143H201ZM215 144V143H214ZM217 144H218V141H217ZM227 144H229V142L227 143ZM227 144H225L226 146H228ZM232 144V143H231ZM239 144V143H238ZM237 144V145H238ZM243 144V143H242ZM246 144V145H247ZM251 144H253V143H251ZM258 144V143H257ZM261 144V143H260ZM73 145H75V143L73 144ZM78 145V146H79ZM138 145H140V146H138ZM147 145V144H146ZM145 145V146H146ZM175 145V144H174ZM198 145V144H197ZM196 145V146H197ZM200 145V144H199ZM204 145V144H203ZM207 145V144H206ZM205 145V146H206ZM221 145V144H220ZM219 145V146H220ZM264 145V144H263ZM76 146V145H75ZM121 146H122V148H121ZM127 147H128V145H126ZM125 146V147H126ZM130 146V145H129ZM138 146V147H137ZM166 146V148H164ZM195 146V145H194ZM217 146V145H216ZM238 146H240V145H238ZM242 146V145H241ZM249 146H251V145H249ZM254 146V145H253ZM252 146V147H253ZM260 146V145H259ZM121 149H120V148ZM174 147V146H173ZM176 147V146H175ZM178 147V146H177ZM176 147V148H177ZM181 147V146H180ZM188 147H189V145H188ZM192 147V146H191ZM202 147H204V146H202ZM211 147H212V144H211ZM214 147V146H213ZM222 146H220L218 149H220ZM229 148H231L230 146H228ZM243 147H245V146H243ZM251 147V148H252ZM257 147H258V145H257ZM130 148V147H129ZM141 148V150H143ZM147 148V147H146ZM148 148V149H149ZM198 148H199V146H198ZM226 148V147H225ZM224 148V149H225ZM228 148V149H229ZM237 148V147H236ZM247 148V147H246ZM246 148H244V149H246ZM250 148V147H249ZM249 148H247V149H249ZM250 148V149H251ZM261 148V147H260ZM258 149V151L259 150H262V149ZM263 148H264V146H263ZM167 149H168V152H167ZM182 149V148H181ZM183 149H184V147H183ZM201 150H202V148H200ZM205 149H207V147H205ZM210 149V148H209ZM208 149V150H209ZM233 148H231V150H232ZM240 149V148H239ZM244 149H240V150H244ZM246 149V150H247ZM256 149V148H255ZM132 150H133V148H132ZM154 152H153V151ZM176 150V149H175ZM178 150V149H177ZM185 150V149H184ZM187 150V149H186ZM194 150V149H193ZM213 150V149H212ZM221 150V149H220ZM227 150V149H226ZM238 150V149H237ZM131 151V150H130ZM129 151V152H130ZM148 151V150H147ZM189 151V150H188ZM200 151V150H199ZM222 151V150H221ZM220 151V152H221ZM235 151V150H234ZM249 151H252V150H249ZM256 151V150H255ZM125 152L127 153V151L125 150ZM169 152H171V153H169ZM176 152V151H175ZM179 152V151H178ZM177 152V153H178ZM197 152H198V150H197ZM196 152V148H195V153H197ZM202 152V151H201ZM237 152H239V151H237ZM135 153V154H134ZM184 153V152H183ZM186 153V152H185ZM191 153V152H190ZM193 153V152H192ZM191 153V154H192ZM214 153V152H213ZM223 154H224V156H225V152H222ZM228 153V152H227ZM231 153V152H230ZM229 153V154H230ZM239 153H241L242 154V152H239ZM239 153H238V155H239ZM248 152L246 151V154H247ZM255 154H256V156H257V154L259 153V152H254ZM263 153V152H262ZM262 153H261V155H262ZM150 154V153H149ZM152 154V155H153ZM155 154V155H156ZM198 154V153H197ZM206 154H207V152H206ZM223 154H221V155H223ZM235 154H236V151H235ZM235 154H234V156H235ZM251 154V153H250ZM249 154V155H250ZM137 155H139V157H137L136 158V156ZM172 155V156H171ZM182 155V154H181ZM188 155V154H187ZM193 155V154H192ZM191 155V156H192ZM196 155V154H195ZM201 155V154H200ZM213 155V154H212ZM212 155H211V157H212ZM218 155V154H217ZM217 155L215 156V158L217 157ZM264 155V154H263ZM148 156V155H147ZM146 156V157H147ZM150 156H151V154H150ZM157 156V155H156ZM161 156H162V159H161ZM169 156H171L170 158H169ZM178 156H180V154L179 155H177V157ZM203 156V155H202ZM214 156V155H213ZM233 156V155H232ZM241 156V155H240ZM248 156V155H247ZM149 157V156H148ZM147 157V158H148ZM183 157V156H182ZM181 157V158H182ZM196 157H198V156H196ZM206 157V156H205ZM219 157H220V161H221V158L223 159V157H221L220 155H219ZM218 157V158H219ZM226 157V156H225ZM224 157V158H225ZM229 157H231L230 155H229ZM244 157H245V155H244ZM252 157H253V154H252ZM259 157V156H258ZM263 157V156H262ZM128 158V159H127ZM131 158V159H130ZM164 158H168V160H166V159H164ZM180 158V159H181ZM191 158H193V157H191ZM202 158V157H201ZM208 158V157H207ZM210 158V157H209ZM213 158V157H212ZM217 158V159H218ZM227 158V157H226ZM225 158V159H226ZM240 158H242L243 159V155H242V157H240ZM240 158H239V160H240ZM250 158V160H251V156L249 157ZM257 158V157H256ZM264 158V157H263ZM187 159H188V157H187ZM190 159V158H189ZM194 159V158H193ZM211 159V158H210ZM209 159V160H210ZM225 159H223V160H225ZM228 159H230V158H228ZM228 159H226V160H228ZM234 159H236V158H234ZM238 159V158H237ZM248 159V158H247ZM258 159H260V157L258 158ZM148 160V159H147ZM152 160V161H151ZM159 160V161H160ZM201 160V159H200ZM225 160V161H226ZM244 160V159H243ZM250 160H247L248 162H250L249 163V165L250 164H252L251 163V161ZM262 160H264V159H261L260 161H262ZM178 161V160H177ZM182 161V160H181ZM189 161V160H188ZM195 161V160H194ZM199 160H197V158H196V163L195 164H197V162H198ZM204 161V160H203ZM207 161V160H206ZM212 161H213V159H212ZM216 161V160H215ZM214 161V162H215ZM218 161V160H217ZM225 161H224V163H225ZM230 161V160H229ZM241 161V160H240ZM247 161H245V162H247ZM148 162V161H147ZM180 162V161H179ZM189 162H191V161H189ZM199 162H201V161H199ZM205 162V161H204ZM209 162V166H211L210 165V161H208ZM227 162V161H226ZM232 162V161H231ZM234 162V161H233ZM142 163H144V168L145 169H143V168H141L142 167ZM149 163V162H148ZM147 163V164H148ZM188 163V162H187ZM217 163V162H216ZM222 163V162H221ZM229 163V162H228ZM228 163H225V164H221V165H223L225 168H223L222 166H220V168H219V171L221 170V169H225V170H227V169H229L228 171H230V168L228 167L229 166V164ZM236 163H237V161H236ZM239 163V162H238ZM254 163V162H253ZM261 163V162H260ZM160 164V163H159ZM162 164V163H161ZM184 164H186V162H184ZM205 164V163H204ZM214 164V163H213ZM231 165H232V163H230ZM240 164V163H239ZM245 164V163H244ZM248 164V163H247ZM257 164H258V162H257ZM257 164H255V165H252L253 167L254 166H256ZM151 165V166H150ZM207 165V164H206ZM220 165V164H219ZM249 165H247V167L249 166ZM260 164H258L257 166H259ZM234 166V165H233ZM237 166H238V164H237ZM242 166V165H241ZM246 166V165H245ZM251 166V165H250ZM147 167V168H146ZM179 167V166H178ZM184 167V166H183ZM186 167V166H185ZM189 167V166H188ZM194 167V166H193ZM196 167H198L197 165H196ZM202 167H204V166H202ZM212 167L213 166H211V169H212ZM214 167H215V165H214ZM222 167V168H221ZM228 167V168H227ZM246 167V168H247ZM177 168V167H176ZM195 168V167H194ZM210 168V167H209ZM208 168V166L207 167H205V168H203V170L204 169H209ZM218 167H216V169H217ZM233 168V167H232ZM231 168V169H232ZM236 168V167H235ZM240 168V167H239ZM238 168V169H239ZM245 168V169H246ZM255 168V167H254ZM259 167H256L255 169H258ZM170 169V171L171 172H168V170ZM196 169V168H195ZM211 169L210 170H207L208 171V173H209V171H211ZM214 169V168H213ZM241 169H243V167L241 168ZM149 170V171H148ZM180 170V169H179ZM187 170H189V169H187ZM197 170H198V168H197ZM199 170H201V169H199ZM215 170V169H214ZM213 170V172H216V170L214 171ZM222 170V171H223ZM233 170V169H232ZM232 170H231V174H232ZM244 170V169H243ZM242 170V171H243ZM248 170H250V169H248ZM261 170H263V168L261 169ZM154 171V170H153ZM161 171V170H160ZM176 169H174V172H175V176L173 175L174 173H172V175L174 176V177H176V173L177 174H179V172L177 171ZM186 171V170H185ZM194 171V170H193ZM227 171V172H228ZM241 171V172H242ZM256 172L257 171H260V168H259V170H255ZM254 171V172H255ZM166 172H167V174H166ZM182 172V171H181ZM180 172V173H181ZM196 172V171H195ZM199 172V171H198ZM217 172H218V170H217ZM234 172V171H233ZM235 172L237 173V171L235 170ZM240 172V171H239ZM240 172V173H241ZM245 172V171H244ZM243 172V173H244ZM253 172V174H255ZM189 173V172H188ZM194 173V172H193ZM212 173V172H211ZM220 173H222V172H220ZM242 173V174H243ZM247 173H249V172H247ZM246 173V174H247ZM81 174H79V175H81ZM132 174H135V175H132ZM136 174H138V175H140V176H142V177H139L138 175H136ZM149 174H151L150 175V177H149ZM165 174V175H164ZM197 174V173H196ZM199 174V173H198ZM197 174V175H198ZM200 174H202L201 172H200ZM207 174V173H206ZM223 174V173H222ZM228 174H230L229 172H228ZM234 174V173H233ZM232 174V175H233ZM246 174H244V176L246 175ZM258 174V173H257ZM263 174V173H262ZM81 175V176H82ZM164 175V176H163ZM182 175V174H181ZM188 175V174H187ZM186 175V176H187ZM192 175V174H191ZM190 175V176H191ZM211 175H213V174H211ZM210 175V176H211ZM214 175H215V173H214ZM218 175V174H217ZM226 175H227V173H226ZM236 175V174H235ZM240 175V174H239ZM249 175V174H248ZM134 176H135V178H134ZM151 176H152V181L151 182H149L150 181V178H151ZM166 176H168V178H166ZM178 176H180V175H178ZM177 176V177H178ZM193 176V175H192ZM199 176V175H198ZM219 176V175H218ZM222 176V175H221ZM261 175H259V176H257V177H260ZM79 177V176H78ZM143 177H145V178H147V181L149 182V185L147 186V187H149V186H151V187H149V188H144V185H145V187H146V184H141V183H143L142 181H141V178L142 179H145V178H143ZM162 177L163 178H166L167 180H165V179H162ZM173 177V178H174ZM176 177V178H177ZM184 177V176H183ZM182 176H180V178H183ZM200 177V176H199ZM208 177V176H207ZM231 176H229V177H227V179L228 178H230ZM233 177V176H232ZM237 177V176H236ZM236 177L234 178V179H232L231 178V180H235L236 179ZM241 177V176H240ZM250 177H252V174H251V176ZM253 177H256L255 175H253ZM256 177V178H257ZM107 178V179H108ZM137 178L139 179L138 181H137ZM176 178H174L175 180H176ZM179 178V177H178ZM186 178V177H185ZM204 178H205V176H204ZM211 178V177H210ZM218 178V177H217ZM248 178H249V176H248ZM78 179H80V178H78ZM105 179V178H104ZM188 179H189V177H188ZM187 178L186 179H182L183 180V182H182V180H181V183H186V185H189L190 184V186H192V184H191V180H188ZM191 179H192V177H191ZM200 179V178H199ZM219 179H220V177H219ZM246 179V178H245ZM251 179V178H250ZM262 179V178H261ZM75 180H76V182H75ZM85 180V179H84ZM83 180V181H84ZM89 180V179H88ZM174 180V181H175ZM178 180V179H177ZM203 180V179H202ZM202 180H201V182H202ZM209 180V179H208ZM212 180H213V178H212ZM224 180V179H223ZM222 180V181H223ZM237 180H238V178H237ZM240 181L242 180V178L241 179H239ZM238 180V181H239ZM243 180H244V178H243ZM90 181V180H89ZM93 181V180H92ZM95 181V182H96ZM106 181H108V180H106ZM110 181V180H109ZM141 181V182H140ZM144 181V180H143ZM168 181V182H167ZM172 181V180H171ZM190 181V182H189ZM196 181H198V179H196ZM195 180H194V183L196 182ZM207 181V180H206ZM205 180H204V183L202 182V184L203 185H201V183H199L200 182V180H199V182L197 183H195L194 184V186H195V189H197L198 191H199V194L201 193V192H205V194L206 193H208L209 194V196H214V199H216V200H218L217 202H220V200L222 199H220L219 197H216L217 195H215V193H216V191L214 192V190H210L209 188H207V186H205L204 184H206L205 182H206ZM210 181H211V179H210ZM220 181V180H219ZM222 181H220V182H222ZM227 181V180H226ZM230 181V180H229ZM228 181V182H229ZM246 181V180H245ZM259 181V180H258ZM79 182H80V180H79ZM86 182V181H85ZM98 182V181H97ZM96 182V183H97ZM140 182V183H139ZM145 182V181H144ZM148 182H146V183H148ZM175 182H177V181H175ZM175 182H174V185H175ZM216 182V181H215ZM231 182V181H230ZM229 182V183H230ZM233 182V181H232ZM231 182V183H232ZM235 182V186H236V181H234ZM242 182V181H241ZM257 181L255 180V178H252L250 181H249V183L248 182H245V183H248L247 185H248V187L246 186V188H243V190L244 189H246L245 191H246V193H245V191L243 192V196H244V194H246L245 196H244V198H241L240 197V195L242 194H240V195H238V193L236 194V195H238V196H234L235 195V193L233 194H229V195H232L231 196V199L230 198H228V200H226L227 198H226V196H225V198H223V200H226V201H237V200H239V201H241L240 200V198L241 199H245V197L246 198H251V199H255L256 201H257V198H256V196H257V194H258V191H259V189H261V188H258V186H260L258 183H256ZM89 183H91V182H89ZM88 183V184H89ZM106 183V182H105ZM150 183H151V185H150ZM172 183V182H171ZM170 183V184H171ZM178 184H181L180 183V180H178V182H177ZM189 183V184H188ZM192 183H193V179H192ZM209 183V182H208ZM214 183V182H213ZM226 183V182H225ZM224 183V184H225ZM230 183V184H231ZM243 183V182H242ZM82 184H84V183H82ZM87 183H86V185H88ZM102 184V183H101ZM222 184V183H221ZM237 184H238V182H237ZM77 185H79V183L77 184ZM92 185V184H91ZM99 185V184H98ZM105 185V184H104ZM103 185V186H104ZM109 185V184H108ZM171 185H173V183L171 184ZM213 185H216L215 183L213 184ZM218 185V184H217ZM220 185V184H219ZM240 185V184H239ZM238 185V186H239ZM244 185V184H243ZM262 185H264V183L262 184ZM84 186H85V184H84ZM83 186V187H84ZM102 186V187H103ZM177 186V185H176ZM180 185H178V187H179ZM194 186H192L193 188H194ZM208 186H210V185H208ZM223 186V185H222ZM226 186V185H225ZM228 186V185H227ZM232 186H233V184H232ZM66 187H68V190L69 191H67V190H65L66 189ZM74 187V186H73ZM81 187V186H80ZM111 187V186H110ZM169 187H171V189H172V186H169ZM216 187V186H215ZM229 187V186H228ZM231 187V186H230ZM229 187V190L231 189ZM234 187V186H233ZM232 187V188H233ZM240 187H242V186H240ZM244 187V186H243ZM72 188V187H71ZM75 188V187H74ZM85 188H86V186H85ZM84 188V189H85ZM88 187H87V189H89ZM119 188H118V190H119ZM174 188V187H173ZM181 188V187H180ZM220 188H221V185H220ZM76 189V188H75ZM77 189H79V188H77ZM103 189V188H102ZM109 189V188H108ZM154 189V191H152V190ZM176 189H178L177 191H180L179 190V188H176ZM184 189V188H183ZM182 189V190H183ZM215 190H217V188H214ZM120 190V192H122ZM170 190V188L168 189V191ZM189 190V189H188ZM220 190V189H219ZM228 190V189H227ZM240 190V189H239ZM239 190H237L236 189V191L238 192ZM241 190H242V188H241ZM262 190V189H261ZM264 190V189H263ZM75 191V190H74ZM85 191V190H84ZM102 191V190H101ZM110 191L112 192H109V196H110V198L112 199H114V201L116 200V202L117 203H119V201L118 200H120L122 197L124 198V200L123 199H121L120 200V203H121V201H128V199L126 200L125 199V197L123 196V195H119V192L118 193H116L115 191L113 192L112 190H111V188H110ZM171 191V190H170ZM175 191V190H174ZM184 192L182 193V196H183V194L185 193L186 194V192H185V190H183ZM218 191V190H217ZM72 192H73V190H72ZM78 192V191H77ZM158 192L159 193H161V194H159L160 196H158ZM173 192V191H172ZM194 192V191H193ZM228 192H230V191H228ZM241 192V191H240ZM239 192V193H240ZM260 192H262V191H260ZM69 193V194H68ZM83 193V192H82ZM170 193V194H169ZM181 193V192H180ZM192 193V192H191ZM196 193V192H195ZM194 193V194H195ZM224 193H225V188H224ZM231 193V192H230ZM67 194L69 195V197H70V199H67ZM76 194V193H75ZM84 194H85V192H84ZM98 194V193H97ZM106 194V193H105ZM167 194H169V195H167ZM177 194V193H176ZM197 194V193H196ZM203 193H201L200 195H202ZM205 194H203V195H205ZM219 194H220V192H219ZM261 194V193H260ZM77 195V194H76ZM79 195V194H78ZM77 195V196H78ZM99 195H101V193L99 194ZM166 195L168 196V197H166ZM175 195V194H174ZM187 195V194H186ZM185 195V196H186ZM189 195H191L190 193H189ZM189 195H187L188 197H190ZM193 195V194H192ZM207 195V194H206ZM221 195H222V191H221ZM264 195V194H263ZM262 195V196H263ZM94 196V195H93ZM97 196V195H96ZM104 196H106V195H104ZM103 196V197H104ZM108 196V197H109ZM178 196V195H177ZM196 196H198V195H196ZM196 196H193V197H196ZM218 196H220V195H218ZM224 196V195H223ZM66 197V199L67 200H70V202H65L64 201V198ZM102 197V199H104ZM184 197V196H183ZM188 197H184L183 199H185L184 200V202H186V201H188V200H190ZM201 197V196H200ZM203 197H206V196H203ZM216 197V198H215ZM253 197H255V198H253ZM264 197V196H263ZM101 198V197H100ZM107 198V197H106ZM109 198V199H110ZM199 198V197H198ZM209 198V197H208ZM207 198V199H208ZM218 198V199H217ZM95 199V198H94ZM93 199V200H94ZM110 199V200H111ZM112 199V200H113ZM181 199V198H180ZM196 199V198H195ZM201 199H203V198H201ZM230 199V200H229ZM262 199H264V198H262ZM66 200V201H67ZM78 200V201H77ZM97 200V199H96ZM95 200V202H97ZM99 200V199H98ZM175 200H177V201H175ZM192 200V199H191ZM193 200H194V198H193ZM198 200V199H197ZM222 200V201H223ZM258 200H260V199H258ZM77 201V202H76ZM109 201V200H108ZM182 201V200H181ZM180 201V202H181ZM195 201V200H194ZM199 201V200H198ZM198 201H197V205H198ZM207 201V200H206ZM209 201V200H208ZM222 201H221V203H222ZM249 201V200H248ZM247 201V202H248ZM264 201V200H263ZM93 202V201H92ZM99 203H100V201H98ZM136 202V203H137ZM189 202V201H188ZM196 202V201H195ZM200 202V201H199ZM201 202H204V201H202L201 200ZM210 202V201H209ZM211 202H212V200H211ZM210 202V203H211ZM224 202V201H223ZM231 202V203H232ZM245 202V201H244ZM243 201H242V203H244ZM252 202V201H251ZM261 202H262V200H261ZM90 203V202H89ZM105 204L107 203V202H104ZM112 203V202H111ZM110 203V205H112V204H114V203H112L111 204ZM205 203V202H204ZM241 203V204H242ZM125 204V203H124ZM128 204H130L129 203V201H128ZM128 204H126L125 206H127ZM177 204H180L179 202L177 203ZM188 204V203H187ZM192 203L190 202V205H191ZM196 204V203H195ZM195 204L193 205V206H195ZM214 205H215V200H214V203H213ZM219 204V203H218ZM227 204H228V202H227ZM226 204V205H227ZM230 204V203H229ZM232 204H234V203H232ZM232 204H230V206L232 205ZM252 204V203H251ZM254 204V203H253ZM258 204V203H257ZM261 204V203H260ZM263 204V203H262ZM82 205V204H81ZM87 205H88V203H87ZM90 205V204H89ZM97 205V204H96ZM98 205H100V204H98ZM107 205V204H106ZM121 205V204H120ZM134 205V204H133ZM136 205V204H135ZM138 205V206H139ZM186 205V204H185ZM204 205V207H205V204H203ZM203 205L202 206H200V207H203ZM208 206H209V204H207ZM206 205V206H207ZM222 205H224V204H222ZM225 205V206H226ZM236 205V204H235ZM238 205V204H237ZM244 205V204H243ZM246 205V204H245ZM264 205V204H263ZM262 205V206H263ZM93 206V205H92ZM91 206V207H92ZM105 206V205H104ZM114 206H116V205H114ZM125 206H123L124 208H125ZM132 206V205H131ZM138 206H136V207H138ZM140 206V207H141ZM192 206V205H191ZM207 206V207H208ZM219 206V205H218ZM221 206V205H220ZM228 206V205H227ZM233 206V205H232ZM250 206V205H249ZM257 206V205H256ZM85 207V206H84ZM88 207V206H87ZM86 207V208H87ZM97 207V206H96ZM101 207V206H100ZM106 207V206H105ZM128 208H129V205L127 206ZM133 207V206H132ZM139 207V208H140ZM188 207H189V204H188ZM203 207V208H204ZM215 207V206H214ZM229 207V206H228ZM234 207V206H233ZM242 207V206H241ZM255 207V206H254ZM258 207V206H257ZM94 208V207H93ZM102 208V207H101ZM109 208V207H108ZM113 208V207H112ZM121 208V207H120ZM135 208V207H134ZM190 208V207H189ZM192 208V207H191ZM195 208V207H194ZM193 208V209H194ZM196 208H197V206H196ZM199 208V207H198ZM208 208H211V207H208ZM218 208V207H217ZM216 208V209H217ZM219 208H221V207H219ZM230 208V207H229ZM240 208V207H239ZM239 208H237V209H239ZM244 208V207H243ZM253 207H251V209H252ZM260 208V207H259ZM259 208H258V211H259ZM89 209V208H88ZM98 209V208H97ZM106 209V208H105ZM114 209H116V207L114 208ZM126 209V208H125ZM124 209V210H125ZM140 209V210H141ZM146 209V210H145ZM162 209V210H161ZM201 209V208H200ZM215 209V208H214ZM222 209H224V208H222ZM226 209H228V208H226ZM233 209V208H232ZM248 209V208H247ZM256 209V208H255ZM261 209V208H260ZM80 210V211H79ZM85 210V209H84ZM87 210V209H86ZM85 210V211H86ZM130 210V209H129ZM134 210L136 211H138V209H133V212L132 213H134ZM182 212H181V211ZM184 210H185V208H184ZM195 210V209H194ZM207 210H209V209H207ZM207 210H205V211H207ZM218 210V209H217ZM234 210V209H233ZM232 210V211H233ZM241 211H242V209H240ZM245 210H246V208H245ZM94 211H96V210H94ZM99 211V210H98ZM104 211H107V210H104ZM103 211V212H104ZM109 211V210H108ZM108 211H107V214H108ZM142 211V210H141ZM141 211H138V213H139V215H140V212ZM146 211V212H145ZM185 211H187V210H185ZM189 211H191L190 209H189ZM193 211V210H192ZM195 211H197V210H195ZM199 211V210H198ZM213 211H216V210H213ZM225 211V210H224ZM228 211V210H227ZM80 212V213H79ZM91 212V211H90ZM102 212V211H101ZM102 212V213H103ZM122 212V211H121ZM164 212H166V214H164ZM200 212V211H199ZM201 212H202V210H201ZM220 212H223V210L222 211H220ZM219 212V213H220ZM229 212H230V209H229ZM229 212L227 213L226 212V214H229ZM242 212H245L244 210L242 211ZM248 212V211H247ZM260 212H261V210H260ZM69 213V214H68ZM84 213V212H83ZM89 213V212H88ZM88 213H86V214H88ZM92 213V212H91ZM96 213V212H95ZM99 213H100V211H99ZM111 213V212H110ZM123 213V212H122ZM125 213V212H124ZM123 213V214H124ZM129 213V212H128ZM137 213V214H138ZM211 213V212H210ZM213 214L214 213H216V212H212ZM211 213V214H212ZM224 213V212H223ZM232 213V212H231ZM235 213H238V212H235ZM252 213V212H251ZM254 213V212H253ZM252 213V214H253ZM256 213V212H255ZM258 213V212H257ZM256 213V214H257ZM130 214V213H129ZM128 214V215H129ZM135 214V213H134ZM132 215V217L130 218L129 217V220H131L133 217H135V215ZM141 214H142V212H141ZM142 214V215H143ZM186 214H188V212L186 213ZM191 214V213H190ZM190 214H188V215H190ZM195 214V213H194ZM202 214V213H201ZM203 214H205V215H207L206 213H204L203 212ZM212 214V215H213ZM234 214V213H233ZM245 214V213H244ZM84 215H85V213H84ZM97 215H98V213H97ZM102 215H104V214H102ZM110 215H112V214H110ZM115 215V214H114ZM121 215V214H120ZM139 215L138 216H136V218L137 217H139ZM183 215V214H182ZM188 215H185V217L186 216H188ZM222 214H220V216H221ZM246 215V214H245ZM249 214H247V216H248ZM258 215V214H257ZM144 216H142V218L144 219ZM145 216V217H146ZM151 216V217H150ZM170 216V217H171ZM182 218H181V217ZM192 216V215H191ZM194 216H196L197 217V215L195 214ZM193 216V217H194ZM231 216H232V214H231ZM230 216V217H231ZM239 216H240V214H239ZM242 216H243V214H242ZM241 216V218H243ZM250 216H252V215H250ZM88 217H90V216H88ZM98 217V216H97ZM102 217V216H101ZM111 217V216H110ZM110 217H109V219H110ZM113 217V216H112ZM125 217V216H124ZM128 217V216H127ZM193 217H191V218H193ZM199 217V216H198ZM214 217H216L215 215H214ZM221 217H223V216H221ZM220 217V218H221ZM229 217V218H230ZM246 217V216H245ZM253 217V216H252ZM117 218V217H116ZM136 218H135V220H136ZM142 218H140L141 219V222H145L146 220H147V222L149 221L148 220V218H145L146 220L144 221V220H142ZM164 218V219H165ZM195 218V217H194ZM200 218V217H199ZM203 218V217H202ZM204 218H206V217H204ZM217 218V217H216ZM215 218V219H216ZM228 218V217H227ZM228 218V219H229ZM233 219L235 218L234 216L232 217ZM236 218H238V217H236ZM240 218V219H241ZM249 218V217H248ZM258 218V217H257ZM109 219H108V221H109ZM112 219H114V217L112 218ZM119 219V218H118ZM118 219H117V222H118ZM138 219V218H137ZM139 219V220H140ZM171 219V218H170ZM170 219L169 220H165L168 224H169V226H170V224H172V222H173V220H171L170 221ZM180 219H177L178 221H177V223H181V225H182V222H184V221H180ZM190 219V218H189ZM254 219V218H253ZM91 220H93V219H91ZM91 220H89V222L91 221ZM100 220V219H99ZM126 220L127 219H125V221H123V222H125V226H126V228L123 226L124 225V223H123V225H121V226H123V231H124V233L122 232V233H120V235L121 234H123V236H125V230L127 229V231L129 230V229H131V230H133L134 228L136 229V226L138 227V225L141 223L139 220H138V222H140V223H134L133 225V227H132V225H131V223L129 224V227H130V225H131V227L132 228H127V226H128V223L126 222ZM159 220V219H158ZM197 220H199V219H197ZM196 220V221H197ZM204 220V219H203ZM206 220V219H205ZM207 220H209V216H208V219ZM206 220V221H207ZM212 220H213V217H212ZM218 220H219V218H218ZM217 220V221H218ZM225 220V219H224ZM224 220H222V221H224ZM250 220V219H249ZM251 220H252V218H251ZM110 221H111V219H110ZM113 222L115 221V219L114 220H112ZM128 221V220H127ZM137 221V220H136ZM135 221V222H136ZM165 221H162L164 224H165V226L167 227V229L168 230H170L172 227H168L167 225H166V222ZM193 221V220H192ZM195 221V220H194ZM211 220H209V222H210ZM222 221L220 222L221 223V225H223L222 224ZM231 221V226H233V224H234V227L236 226V223L237 222H234V221H232V220H230ZM237 221V220H236ZM248 221V220H247ZM258 221V220H257ZM106 223H107V221H105ZM129 222H131V221H129ZM134 222V221H133ZM132 222V223H133ZM186 222V221H185ZM190 222H191V220H190ZM189 222V223H190ZM198 222H201L200 220L198 221ZM198 222H196V225H197V223ZM213 222V221H212ZM242 222H244V221H242ZM253 222H256V220L255 221H253ZM87 223V222H86ZM103 223V222H102ZM106 223H104V224H106ZM109 223V222H108ZM107 223V224H108ZM119 223H121L120 221H119ZM126 223H127V225H126ZM150 223H152V221L150 222ZM161 223V222H160ZM203 223V222H202ZM204 223L206 224V222L204 221ZM208 223V222H207ZM211 223V222H210ZM215 223V222H214ZM241 223V222H240ZM240 223H238V224H240ZM248 223H249V221H248ZM252 223V222H251ZM106 224V225H107ZM111 224V223H110ZM115 224V223H114ZM137 224V225H136ZM153 224V223H152ZM154 224H156V221L154 222ZM163 224V225H164ZM183 224H185V223H183ZM188 224V223H187ZM200 224V223H199ZM199 224H198V226H199ZM209 224V223H208ZM212 224V223H211ZM217 224H219V223H217ZM215 225L214 224V226H218V225ZM230 224V223H229ZM243 224H245V223H243ZM250 224V223H249ZM94 225V224H93ZM109 225V224H108ZM107 225V226H108ZM118 226H120L119 224H117ZM136 225V226H135ZM144 225V224H143ZM162 224H160L159 226L162 228H164V226H163ZM173 225H175L174 223H173ZM180 226V224H177V226ZM193 225V224H192ZM191 225V226H192ZM202 224H200V227H202L201 226ZM227 225V224H226ZM254 225V224H253ZM259 225H260V222H259ZM258 225V226H259ZM96 226H98V224L96 225ZM110 226V225H109ZM149 226V225H148ZM158 226V227H159ZM176 226V227H177ZM178 226V227H179ZM187 226V225H186ZM190 226V227H191ZM206 226V225H205ZM204 226V227H205ZM210 226H212V225H210ZM230 226V225H229ZM255 226V225H254ZM87 227H89V228H87ZM99 227V226H98ZM115 227V226H114ZM114 227H112V228H114ZM146 227H147V224H146ZM151 227H153L154 228V226H151ZM175 227V229L172 231L171 230V234H173L174 235V231H178V229ZM182 227L184 228V229H186L184 226H181V230H182ZM187 227H189V226H187ZM199 227V228H200ZM208 227V226H207ZM219 227V226H218ZM217 227V228H218ZM228 227V226H227ZM244 227V226H243ZM252 227V226H251ZM99 228H101V227H99ZM108 228V227H107ZM139 228V227H138ZM194 228V227H193ZM192 228V229H193ZM197 228V227H196ZM199 228H198V230H199ZM203 228V227H202ZM211 228H213V227H211ZM220 228V227H219ZM223 228V227H222ZM254 228V227H253ZM262 228V227H261ZM115 229V228H114ZM125 229V230H124ZM148 228H146L145 230H147ZM152 229V228H151ZM165 229V228H164ZM183 229V230H184ZM201 229V228H200ZM206 229V228H205ZM233 228H231V230H232ZM238 229H239V227H238ZM246 229H247V227H246ZM249 229V228H248ZM250 229H252V228H250ZM249 229V230H250ZM259 229V228H258ZM94 230V229H93ZM95 230H97V228H95ZM109 230H111V228L109 229ZM113 230V229H112ZM120 230V229H119ZM131 230H130V232H131ZM137 230V229H136ZM135 230V232L134 233H136L137 231L139 232V231H142V230H137L136 231ZM144 230V229H143ZM157 230V229H156ZM159 230V229H158ZM167 230V231H168ZM190 230V229H189ZM197 230V229H196ZM209 229H207V231H208ZM222 230V229H221ZM221 230H219V231H221ZM223 230H225V229H223ZM223 230H222V232H223ZM233 230H235V229H233ZM255 230V229H254ZM99 231V230H98ZM122 231V230H121ZM126 231V232H127ZM148 231V230H147ZM216 231H218V230H216ZM219 231H218V233H219ZM236 231H238V230H236ZM235 231V232H236ZM244 231V230H243ZM248 231V230H247ZM257 231V230H256ZM261 231V230H260ZM264 231V230H263ZM113 232V231H112ZM114 232H116V231H114ZM130 232L128 231L127 233H126V235H130ZM137 232V233H138ZM156 232V231H155ZM173 232V233H172ZM182 232H185V231H182ZM193 232H194V230H193ZM192 231L190 232V234L191 233H193ZM197 232V231H196ZM199 232V231H198ZM201 232H204L203 230L202 231H200L199 232V234L201 233ZM206 232V231H205ZM210 232V231H209ZM227 232H229V231H227ZM226 232V233H227ZM233 232V231H232ZM234 232V233H235ZM241 232V231H240ZM109 233V232H108ZM118 233V232H117ZM131 233H133V232H131ZM136 233V234H137ZM150 233V232H149ZM163 233V232H162ZM164 235H166V232L164 231ZM168 233H169V236H172V237H170V238H173L174 236L173 235H170V231H168ZM236 233H238V232H236ZM247 233V232H246ZM252 233V232H251ZM264 233V232H263ZM139 234V233H138ZM137 234V235H138ZM140 234H141V232H140ZM159 234V233H158ZM175 234H176V232H175ZM185 234V233H184ZM187 234H189V232L187 233ZM195 234H197V233H194V236H195ZM216 234H217V232H216ZM229 234H231V233H229ZM233 234V233H232ZM241 234V233H240ZM239 234V235H240ZM245 234V233H244ZM249 234H250V232H249ZM254 234V233H253ZM253 234H251L252 236H253ZM259 234V233H258ZM257 234V235H258ZM106 235V234H105ZM110 236H111V234H109ZM108 235V236H109ZM118 235V234H117ZM119 235V236H120ZM136 235V236H137ZM150 235V234H149ZM157 235V234H156ZM193 235V234H192ZM191 235V236H192ZM200 235H202V234H200ZM199 235V236H200ZM207 235V234H206ZM219 235H220V233H219ZM219 235H216V236H219ZM228 235V234H227ZM234 235V234H233ZM256 235V236H257ZM115 236V235H114ZM122 236V235H121ZM134 236V235H133ZM138 236H141L142 237V240H144L143 239V237H145V236H143L142 234L141 235H138ZM155 236V235H154ZM167 236V235H166ZM191 236H189V237H191ZM203 236V235H202ZM202 236H200V237H202ZM205 236V235H204ZM203 236V237H204ZM221 236V235H220ZM223 236H224V234H223ZM226 236V235H225ZM236 236V235H235ZM235 236H233V237H235ZM262 236H264V235H262ZM105 237V236H104ZM112 237V236H111ZM127 236H125L124 238H126ZM130 237V236H129ZM140 237V238H141ZM151 237H153V236H151ZM160 237V236H159ZM162 237V236H161ZM178 237V236H177ZM176 236L174 237V238H177ZM183 237V236H182ZM188 236H186V238H187ZM196 237H198V235L196 236ZM200 237H198L199 239H204V238H200ZM213 237V236H212ZM228 237V236H227ZM232 237V236H231ZM248 237H249V235H248ZM251 237V236H250ZM255 237V236H254ZM253 237V238H254ZM108 238H110V237H108ZM114 238V237H113ZM116 238H117V236H116ZM131 238H132V236H131ZM131 238L129 239L128 237L126 238V239H124V240H130V241H133V240H131ZM173 238V239H174ZM183 238H185V236L183 237ZM192 238V237H191ZM194 238V237H193ZM209 238V237H208ZM208 238H207V240H208ZM221 238H222V236H221ZM235 238H237V236L235 237ZM240 238V237H239ZM252 238V241L255 239H253ZM262 238V237H261ZM122 239V238H121ZM136 239H138V238H136ZM149 239H150V237H149ZM152 239H154V238H152ZM168 239V238H167ZM211 239V238H210ZM209 239V240H210ZM213 239V238H212ZM215 239V238H214ZM214 239H213V241H214ZM217 239H219L218 237H217ZM223 239V238H222ZM227 239H229V237L227 238ZM227 239H225V240H227ZM231 239V238H230ZM238 239V238H237ZM258 239H259V237H258ZM116 240V239H115ZM128 240V241H129ZM141 239H140V241L141 242H143ZM157 240H158V238H157ZM160 240V239H159ZM162 240H164V239H162ZM175 240V239H174ZM174 240H172V241H174ZM179 240V239H178ZM185 240V239H184ZM243 240V239H242ZM256 240V239H255ZM262 240V239H261ZM107 241H108V239H107ZM113 241V240H112ZM116 241H118V240H116ZM129 241V242H130ZM165 241H168V240H165ZM183 241V240H182ZM195 241V240H194ZM201 241V240H200ZM200 241H197L198 243H201ZM204 241V240H203ZM202 241V242H203ZM206 241V240H205ZM211 241V240H210ZM224 241V240H223ZM230 241V240H229ZM245 240H243V242H244ZM247 242H248V240H246ZM260 241V240H259ZM258 241V242H259ZM119 242V241H118ZM127 242V241H126ZM125 242V243H126ZM137 242H139L138 240H137ZM175 242V241H174ZM177 242V241H176ZM191 241H189V243H190ZM209 242V241H208ZM208 242H207V244H208ZM233 242V241H232ZM234 242H235V240H234ZM108 243V242H107ZM128 243V242H127ZM144 243H145V241H144ZM143 243V244H144ZM148 243H150V244H152V240H151V242H148ZM148 243H147V246H148ZM171 243V242H170ZM173 243V242H172ZM182 243H187L186 241L185 242H182ZM192 243V242H191ZM194 243H196V242H194ZM194 243H192V244H194ZM214 243H215V241H214ZM223 243V242H222ZM229 243V242H228ZM230 243H231V241H230ZM229 243V244H230ZM236 243V242H235ZM240 244L242 243V242H239ZM249 243V242H248ZM247 243V244H248ZM254 243V242H253ZM262 243V242H261ZM111 244V243H110ZM114 244V243H113ZM117 244V243H116ZM116 244H115V246H116ZM120 244V243H119ZM140 244H142V243H140ZM140 244H139V246H140ZM160 244H161V242H160ZM159 244V246H162V244L160 245ZM165 244L166 243H164V246H165ZM178 244H179V242H178ZM183 244V245H184ZM192 244H190L192 247H193V245ZM202 244V243H201ZM198 245V244H194V247L196 246L197 248L198 247H201L202 249L204 248V246H206L205 244L203 245V247H202V245ZM211 244H212V241H211V243L209 242V244L208 245H210L211 246ZM217 244V243H216ZM226 244H227V241H226ZM232 244V243H231ZM243 244V243H242ZM245 244V243H244ZM256 244H258V245H256V246H259V243H257V240H256ZM118 245V244H117ZM128 245V244H127ZM136 245H138V243L136 244ZM146 245V244H145ZM144 245V246H145ZM169 245V244H168ZM183 245H181V246H183ZM198 245V246H197ZM213 245V244H212ZM215 245V244H214ZM224 245V244H223ZM234 245V244H233ZM239 245V244H238ZM120 247H121V245H119ZM118 246V247H119ZM135 246V245H134ZM153 246H155L154 244H153ZM157 246H158V244H157ZM180 246V245H179ZM191 246H190V248H191ZM227 246V245H226ZM225 246V247H226ZM229 246V245H228ZM243 246V245H242ZM246 246V245H245ZM264 246V245H263ZM93 247H95L96 249H97V251H94L93 249ZM111 247V246H110ZM124 247V246H123ZM130 247V246H129ZM142 247V246H141ZM140 247V248H141ZM167 247H169V246H167ZM174 247V246H173ZM186 247H187V245H186ZM185 247V248H186ZM194 247H193V249H194ZM195 247V249H196V252H197V256H196V252H194L195 251V249L194 250H191L189 247V252L188 253H190V252H192L193 251V254H195V255H193V254H188V255H192V258H194L193 256H195V258L197 257L198 258V260L199 259H201L202 258V255H199L198 253H200L201 251H200V249H198V251H197V248ZM209 247V246H208ZM219 247H220V245H219ZM244 247V246H243ZM252 247V246H251ZM106 248H108L107 250H106ZM113 248V247H112ZM111 248V249H112ZM122 248V247H121ZM132 248H134V247H132ZM139 248V249H140ZM145 248L147 249V247L145 246ZM149 249L151 248L150 247V245H149V247H148ZM152 248H154V247H152ZM151 248V249H152ZM158 248V247H157ZM165 248V247H164ZM170 248V247H169ZM178 248V247H177ZM182 248V247H181ZM184 248V247H183ZM182 248V249H183ZM187 248V249H188ZM205 248H207V247H205ZM240 248V247H239ZM238 248V249H239ZM242 248V247H241ZM249 248V247H248ZM256 248V247H255ZM259 248V247H258ZM118 249V248H117ZM126 249H127V247H126ZM149 249H147L148 251H146L147 253H148V255H149V253L152 251H150L149 252ZM160 249V248H159ZM168 249V248H167ZM179 249V248H178ZM209 249V248H208ZM212 249H214V248H212ZM218 249V248H217ZM220 249V248H219ZM219 249H218V251H219ZM243 249V248H242ZM245 249V248H244ZM144 250V249H143ZM154 250V249H153ZM164 250V249H163ZM174 250V249H173ZM181 250V249H180ZM191 250V251H190ZM204 250V249H203ZM215 250V249H214ZM222 250H224V249H221V251ZM233 250H235V249H233ZM240 251L239 252H237V251H235V255L233 254L234 253V251H233V253H231V255L233 254L234 255V257L237 255V253H240L239 254V256L237 255V257H239L238 258V260L239 261H236V263L237 264H261V263H257V262H255V261H253V260H251V259H249L248 258V254L246 255V252L244 253V251L243 250H241V249H239ZM247 250H249V249H247ZM251 250V249H250ZM104 251H106L105 252V254L103 253ZM113 251H115L114 249H113ZM112 251V252H113ZM119 251H121L120 253L118 252V251H116V252H118V253H112L111 254V256H116L117 255V258H119V261L121 262V261H123V258L125 257L124 256V251L122 250V249H119ZM126 251V250H125ZM138 251V250H137ZM155 251V250H154ZM157 251V250H156ZM155 251V252H156ZM161 251V250H160ZM183 251H184V249H183ZM204 251H206V250H204ZM211 251V250H210ZM216 251V250H215ZM225 251H227V250H225ZM230 251H231V248H230ZM262 251H263V249H262ZM123 252V253H122ZM128 252H130V251H128ZM144 252V251H143ZM158 252V254L156 255V253ZM155 254H153V252H151V256H148V257H150V259H151V257H152V254H153V257L155 258V259H157L158 257L160 258V256H158V255H160L159 254V250L157 251ZM173 252V251H172ZM180 252V251H179ZM179 252H177V251H175V253H173V255L174 254H177V253H179ZM237 252V253H236ZM250 252V251H249ZM261 252V251H260ZM259 252V253H260ZM145 253V252H144ZM182 253H184V252H182ZM203 253V252H202ZM208 253V252H207ZM207 253H205L204 252V254H203V257L204 256H206V254ZM210 253V252H209ZM208 253V255H210ZM213 253V252H212ZM218 253H220V252H218ZM217 253V254H218ZM222 253H223V251H222ZM248 253V252H247ZM257 253V252H256ZM107 254H109L108 256H107ZM132 254V253H131ZM163 253L161 252V255H162ZM169 254H171V252L169 253ZM201 254V253H200ZM214 254V253H213ZM216 254V253H215ZM227 254V253H226ZM250 254V253H249ZM258 254V253H257ZM104 255H106V256H104ZM134 255V254H133ZM145 255V254H144ZM155 255L157 256V257H155ZM166 255V254H165ZM225 255V254H224ZM230 255V254H229ZM232 255V256H233ZM252 255V254H251ZM254 255V254H253ZM252 255V256H253ZM259 255H261V254H259ZM136 256V255H135ZM176 256V255H175ZM174 256V257H175ZM183 256V255H182ZM189 256V257H190ZM198 256H200V257H198ZM216 256H218V255H216ZM222 256V255H221ZM220 256V257H221ZM128 258H126L125 257V259H129V257H130V255H128L127 256ZM138 257V256H137ZM152 257V258H153ZM165 257V256H164ZM171 257V256H170ZM169 257V258H170ZM214 257H215V255H214ZM224 257V256H223ZM233 257V258H234ZM254 257V256H253ZM252 257V258H253ZM256 257V256H255ZM254 257V258H255ZM134 258V257H133ZM153 258V259H154ZM158 258V259H159ZM162 258V257H161ZM160 258V259H161ZM167 258V257H166ZM166 258H164V259H166ZM177 258V257H176ZM182 258V257H181ZM181 258H179V259H181ZM191 259V260H196L197 261V259ZM207 258H211V257H207ZM219 258V257H218ZM231 258V257H230ZM236 258V257H235ZM234 258V259H235ZM257 258V257H256ZM259 258V257H258ZM114 259V258H113ZM141 259V258H140ZM143 259H145L144 257H143ZM154 259V260H155ZM171 259V258H170ZM189 259V258H188ZM206 259V258H205ZM204 259V260H205ZM208 259V260H209ZM215 259V258H214ZM224 259V258H223ZM228 259V258H227ZM233 259V260H234ZM259 259H261V258H259ZM264 259V258H263ZM133 260V259H132ZM154 260H152V261H154ZM169 260V259H168ZM173 260V259H172ZM176 260V259H175ZM203 260V259H202ZM216 260H217V257H216ZM221 260V259H220ZM237 260V259H236ZM258 260V259H257ZM131 261V260H130ZM138 261V260H137ZM136 261V262H137ZM148 261V260H147ZM160 261V260H159ZM174 261V260H173ZM172 261V262H173ZM180 261V260H179ZM214 261V260H213ZM222 261V260H221ZM223 261H225V260H223ZM262 261H264V260H262ZM124 262V261H123ZM127 262V260L124 262V264ZM164 262H165V260H164ZM175 262V261H174ZM198 262V261H197ZM206 262V264H207V261H205ZM210 262V261H209ZM228 262V261H227ZM239 262V263H238ZM130 263V262H129ZM148 263H149V261H148ZM147 263V264H148ZM155 263V262H154ZM159 263H161V262H159ZM177 263V262H176ZM192 263H193V261H192ZM203 262H201V264H202ZM216 263V262H215ZM217 263H218V260H217ZM120 264H122V263H120ZM142 264H144V262H142ZM153 264V263H152ZM156 264H158V261L156 262ZM162 264V263H161ZM175 264V263H174ZM179 264V263H178ZM189 264H190V261H189ZM193 264H196V263H193ZM205 264V263H204ZM226 264V263H225Z\"/></svg>",
  "mask_w": 264,
  "mask_h": 264
},
{
  "label": "rangeland",
  "instance_id": "2",
  "mask_svg": "<svg viewBox=\"0 0 264 264\" xmlns=\"http://www.w3.org/2000/svg\"><path fill=\"white\" fill-rule=\"evenodd\" d=\"M97 1V0H96ZM102 1V0H101ZM113 1H117V0H113ZM112 1V2H113ZM119 1H121V0H118V4L119 5H121L123 2H126V3H123L121 6H123V5H125V4H127V6H128V8L126 7V6H124V7H120L119 5H117V2H116V4L114 3V7H116L117 6V8L118 9H120L121 10V12H122V14H124L125 12H127V14L129 15H126L125 17H126V21H127V23L130 25H126L125 27H124V29L123 28H115V29H117L116 30V33H115V35H114V37H115V42H114V44H112V47L113 46H115V47H113V49H114V51H111V53L109 54V58L111 59V60H113V61H115V53L117 54V57H116V61H119L120 60V58L121 57H124V58H121L122 59V64H123V66H122V70L124 71V69H125V71L124 72H126V76L128 75V76H133V78H134V76L136 77V79L138 80L140 77H143V78H140L139 80H138V83H137V85H143L144 84V86H149L150 84L149 83H147L148 81L149 82H151V81H155V83L154 82H152L151 84L153 85V84H155V85H153V87H156V88H154L153 89V87L152 86H149V88L151 87L152 89H153V91L151 90V91H149V90H147V93H149V92H151L152 94H147L146 93V89L142 86H139V88H141L143 91L142 92H140V96L142 95V96H146V95H144V94H147V95H150V96H148L147 97V100H146V98L145 97H142V101H143V108L141 109L140 108V106L142 107V105H137L136 104V102L134 103V107H132L134 110H135V112H136V110L138 111L137 113H139V115H141V118H143V116L144 115H148V117H150V116H153V115H149V114H154L155 116H153V118H160L161 120H162V123H161V125H160V128H159V125H156V126H150V127H147L146 125H142V127H140V134H139V136H140V138H139V140H138V138L137 137H139L138 136V134L137 133H139V131L137 132V133H135V135H136V138L134 137L135 135L132 133V132H134V131H130V129L128 128V126H127V123L126 122H123L122 120H119L117 123V125H114L115 127H112L111 129H113L114 130V128H116L117 129V127H121L122 129H123V136H122V129H120L119 128V131L121 130V132H120V134H121V136L120 135H118L119 134V131H117L118 133H117V136H119V137H121V139H123L122 141V143H121V141H120V138L118 139V137L114 134V136H116V137H114V138H117L119 141H120V143H119V145H118V142H117V146H120V145H122V146H126V145H128V147L126 146H124V148H123V150H122V153H123V151H124V153H123V155H122V157L125 159V157H130L131 156V154L133 153V152H135L136 153V151H137V148H135L136 147V145L134 144V141L135 140H138V141H140V144H141V148L143 147L142 145H144V149H146V153H147V155L149 156H145V159L143 160V162L145 163V165L147 166H149V164L151 163L150 162V158L152 159L154 156V158H156L157 160H158V163L154 160V158H153V164H156V166L157 165H159V166H161V167H158V169H156L155 168V165H152V163H151V165H152V167L154 166V168H153V170L151 169V168H149L148 166V168H149V170L151 169V174H152V176L154 175V173L157 171L158 173H155L156 174V176H157V174L158 175H160V176H158V177H161V175L163 174V173H165V170L167 169V168H169L170 167V169H171V166L173 167V164H171L170 162L172 161V160H168V158L166 159V158H164V159H166V160H168L169 162H167V161H165L166 163H168V165H166V167L167 168H165V170H163L164 172L162 173V169H164L163 168V166L162 165H164L165 166V162H163L164 160H160V158L158 159V154H156V152H155V154L157 155H155V154H153V153H151L150 152V149L151 148H149V147H152V145L155 143V142H160V141H162L164 138H166L165 140H163L161 143H157V146L159 145V146H162L163 144L165 145H167V147L169 148V146H170V148L171 149H169L171 152H172V150H173V153H171V152H169V153H171V154H173V156L171 157V156H169V158L171 157V158H174L173 159V161L172 162H174V160H175V165H174V167L175 168H172V170H173V172L172 173H174L173 175L175 176V172H174V169H176L178 172H179V174H177L176 173V177L178 176V175H180V176H184L183 178H180V176H178L177 178L176 177H174L173 175H172V173H168L167 174V172H166V174L170 177L171 176V179L169 178L168 180L170 181V182H168V184H169V186H172V189H171V187H169L168 186V188L166 189V190H163V191H161L162 193H163V195L161 194V193H159L158 192V196H160L159 194H161V196L163 197L164 196V199H165V195L164 194H166V193H168V192H171V194L169 195V194H167V195H169V196H173V199H174V197H176L175 199H177L178 198V202L180 203V204H177L176 203V205H180V209L182 208L181 207V205H182V203H183V205L182 206H184V208H185V210H187V211H185L184 210V208L182 209L183 211H184V213L182 212L181 213V216H184L183 218H186V220L184 219V220H182V219H180V218H176V222L174 221L175 220V218H173L172 219V216L170 215V214H167V215H169V219H170V221L171 220H173V222H172V224H170V226H169V222L167 223L165 220H169L168 218H165L164 216H163V211H161L162 212V218H159V217H151V218H153V219H150V218H148V216H144V214H143V210L144 209H141V208H144V207H142L141 205H139V203L142 201H139V202H137V201H135V203H133V201H132V203H131V201L130 200H132L131 198H128L129 197V195L126 197L125 195H127L126 193H125V191H122L121 190V188H119L118 186L116 187V185H114L113 183L111 184V178L109 179L108 177V175L106 174V177L104 176L105 174H102V173H100L101 175H100V177L98 176V178H97V181L95 180V178H87V177H85V178H83L84 176L81 174V173H78V174H76L75 176H76V178H74V179H76L77 180V182H76V180H75V182H76V185H75V183H74V185H72V186H70L69 187V189L71 190V192H70V194L69 195H71V194H73L75 197H82V196H85V195H87L89 192H91V190L92 189H94V188H96L94 191H93V194H92V192L90 193L91 195H89V196H92V198H89L90 200H89V202H86V201H76L77 203H79L80 202V204H76V205H73L74 207H76V206H79V208L80 209H82L80 212H82V214L80 213V217L82 218V219H84L83 221H86L85 222V224L87 225V226H89V227H92V231L95 233V231L96 232H100L101 230H105V231H101L100 233H101V235L103 234V236H102V238L104 239V241H106V243H105V245H109V249L111 250V252H110V255L109 254H107V256L109 255V257H110V260L112 259V261H111V263L112 264H120V263H122V264H124V262L127 260V262L125 263V264H142V262H144V264H147L148 263V261H149V263L148 264H156V262L158 261V264H189V261H190V264H193V263H196V264H201V262H203L202 264H206V262L205 261H207V264H237L236 263V261H239L238 260V258L239 257H237V255L239 256V254L240 253H237V252H239L240 250L239 249H241V250H243L244 251V253L246 252V255L248 254V258L249 259H251V260H253V261H255V262H257V263H261V264H264V261H262V260H264L263 258H264V236H262V235H264V199H262V198H264L263 196V194H264V185H262L263 183H264V160H262V161H260L261 159H264L263 157H264V148H263V142H264V126H263V121H261V122H259V123H257L256 125H254V127H253V123L251 122V121H247V122H244L245 120H243V122L242 121H240V122H238V123H236L235 125H237L236 127H235V125H229L228 126V124H226L225 122H228L229 120H231V122L233 121L232 119V116L234 117V114H235V112H236V110L238 111V113H239V111H240V113H243L245 110H244V107L243 106H245L246 107V105L248 104V105H250V107L251 106H253V109H255L256 110V112H257V110H258V108H259V110L261 111V110H264V109H261L260 107L262 106V108H264V101H262L261 100V98H259V95L257 96L256 94H258V92H257V89H258V84H259V80L256 78V79H253L251 82H250V85H251V87H249L251 90H247L246 89V91L245 90H243V89H238V88H236L237 90H240L239 92L240 93H238V91L236 92L235 91V89H234V92L232 93V95L230 96V95H226V98H225V95H224V93L225 92H227L226 90H227V81H231L230 79H232V73H233V71L235 70V66H236V62H237V58L239 57L238 55H241L242 54V52H243V49H244V46L243 45H245L246 46V44H244V43H242V45L237 49V48H234L235 47V45H233L232 44V42H234V41H232V40H234L233 39V37L231 36V34H229V33H225V31H223L224 30V28H225V26H227L228 25V27H236V29L238 30L241 26H243V24L242 23H240V22H242L243 20H245V19H247L251 14H255V15H253V17L256 19V20H258L259 22H260V20H261V22H263V23H261L262 25L264 24V1H262V0H248V1H250V2H248L247 0V2L248 3H246V4H244V2H246L245 0H237V1H235V0H211L212 2H214V3H212V5L210 4V0H208V3L212 6V8L214 7V5H215V7L213 8L214 10H221L220 12L222 13V12H224V13H217L216 11H214L213 9L211 10L210 9V14H212L213 12H211V11H214V12H216V14H213V16L211 17V15H210V17H204V18H202L201 16H199L198 17V14H195L196 12L194 11L193 12V10H185V9H183V10H185L186 12H188L189 14H191V15H193V17H192V19L190 18L191 17V15H188V13H186V12H184V14H186V15H184V14H181L183 11H182V9L180 8V7H176L177 9L178 8H180L181 10H179V12H181L180 13V15H179V13H177V11L178 10H175L174 8H173V10H174V12H173V10H172V12H173V14H176V20L173 18V20H175V21H173V24H175V26H174V28L172 27V30L174 29L175 31H173V32H171V33H173V34H171V38H170V43H174L173 44V46L175 47H173V52H174V55H177L178 54V49H181L180 47H178V45L180 46L181 44H182V48L183 49H185L186 51H188L187 53H188V61H187V64H184V63H180L179 64V70L176 68L175 70H174V72H173V74H174V76H176V75H178V77H179V74H180V72H182L181 70L183 69V71L184 72H186V71H189L188 73H190L193 69H195V68H198V70H197V72H198V76H196V78H195V76L193 77V78H195V79H193L192 78V76L190 77L189 76V83H190V85H192L193 84V89L196 91V88L199 90V91H206L205 93H206V96H207V98H208V96H209V98L210 97H212L211 99H209L208 98V100L210 101V103H211V101L212 102H214L215 103V101H216V103L215 104H217L216 105V107H218V108H216L217 110L219 109V107H220V110H218V112L220 113L221 112V115L219 114V116L218 117H212V119H210V121L209 120H207V117H206V121H209V122H211V120H214L212 123H214V124H210V126H208V125H206L205 123V118L203 119V121L205 122H203L202 123V125L203 126H201V124H199L198 122V118H196L195 117V115L197 114V110L196 111H194L195 109H194V107L195 108H198V104H199V102L198 103H196L195 104V106H193L192 107V105H194V103H195V101H194V103H193V101L192 100H190V98L188 97V95L186 94V93H184V86L185 85H183V84H180L181 83V81H183L184 82V84L185 83H187V82H185L184 80H181V81H179V80H176V81H174L175 82V84L178 86V84L179 85H181V87L179 86V89H176L175 91H174V93L172 92V91H170L169 92V94L167 93L169 90H167V89H162L163 87H162V85L160 84V83H162L161 81H163V79L165 78L166 79V76L165 75H167V77H168V73H167V69H165L164 67H165V65H163V62H162V64L161 65H163L164 67H162V66H160L158 69L157 68H155V67H152V65H150V62H155V60H156V58H159L160 57V60H162L161 59V56H165L162 52H164V39H161V38H158V37H154V35H160V33L158 34V33H156L155 34V31L154 32H148V31H146L145 30V28L146 27H148V25L150 24V21H151V24H150V27H153L154 25H156L158 22H160L161 20V18H162V13H164L165 11L167 12V9H168V7H169V4H168V1H164V0H140V3H135L134 1L135 0H131L130 2H129V0H124L122 3L120 2L119 3ZM133 1V3H131ZM144 1L145 2H149V5L147 4V3H145L144 5L145 6H143V3H144ZM158 1V2H157ZM225 1H226V3H228V4H226L227 5V7H225L226 5H225ZM228 1H230L231 2V4H230V2H228ZM233 1H235L234 3H232ZM257 3L256 5H255V3ZM258 1V2H257ZM260 1V2H259ZM40 2H42V0H40ZM98 2V5L100 4V3H102V2H100V1H97ZM100 2V3H99ZM110 2V5L111 4H113L112 2H111V0L109 1ZM136 2H137V0H136ZM138 2H139V0H138ZM155 2H156V4H155ZM160 2V3H159ZM165 2V3H164ZM223 2V3H222ZM241 2V3H240ZM243 2V3H242ZM152 3H154V4H152ZM163 5H162V4ZM219 3H222V4H220L219 5ZM236 3H238V4H236ZM250 3V4H249ZM252 3V4H251ZM259 3L260 4H262L261 6L259 5ZM103 4V5H102ZM102 4H100L99 5V7L100 8H102V6H104V5H106L104 2L102 3ZM128 4H130V5H136V7L134 6H131V7H133V9L130 7V5H128ZM146 4H147V6H146ZM158 4V5H157ZM168 5V6H166V5ZM209 4H207V6L209 5ZM230 4V5H229ZM234 5V7H233V5ZM239 4L241 5L242 4V7L241 6H239ZM249 4V5H248ZM109 4H107V6H108ZM109 5V6H110ZM138 5V6H137ZM141 5V6H140ZM150 5H151V7H152V5H153V7L152 8H154V9H152L151 7H150ZM155 5V6H154ZM165 5V7H162V6H164ZM223 5H225V6H223ZM229 5V6H228ZM247 5V6H246ZM251 5V7L252 8H255V9H252L253 11V13L251 12V10H249V9H251V7H249ZM254 5V6H253ZM211 6H208L209 8L211 7ZM220 6V7H219ZM244 6V7H243ZM257 6H259L258 8H257ZM262 6H263V8H262ZM137 7H138V11H136V12H133V11H135V10H137ZM142 7V8H141ZM144 7V8H143ZM145 7H147V8H149V9H146ZM222 7H224V9L222 8ZM229 7H232V10H230L229 9ZM239 7V9H241V10H239V9H237L238 11L236 12L235 10H236V8H238ZM249 7V8H248ZM116 8V9H117ZM122 8V9H121ZM126 8H127V10H126ZM135 8V9H134ZM141 8V9H140ZM157 8H158V10H157ZM218 8V9H217ZM222 8V9H221ZM228 10H227V9ZM246 8V9H245ZM259 8H261V9H259ZM126 10V11H124V10ZM145 9H146V11H145ZM155 9H156V11L158 12V15H157V12L155 11ZM235 9V10H234ZM244 9L245 10H247L248 11V13L250 12L251 14H248L247 13V11H245V13L246 14H248V15H246L245 13H242V12H244ZM256 9L260 12L261 10H263V11H261L260 13L258 12V11H256ZM32 10V8H30L29 7V10H28V8H27V10L25 9V13L23 12V14H28L30 11ZM123 10V11H122ZM131 10H132V14H131ZM152 11L153 12V14H152V12H150V11ZM163 10V11H162ZM226 10H227V12H226ZM229 10H230V12H232L231 14L229 13ZM243 10V11H242ZM27 11V12H26ZM176 11V12H175ZM239 11H242V12H239ZM141 12V13H140ZM143 12V13H142ZM148 12V13H147ZM160 12V13H159ZM162 12V13H161ZM165 12V13H166ZM234 12H236V13H234ZM255 12H257V13H255ZM134 13H136V14H134ZM139 13V14H138ZM150 13L153 15H150ZM229 13V14H228ZM234 13V14H233ZM240 13V14H239ZM126 14V13H125ZM124 14V15H125ZM130 14L131 15H133V16H131L130 17ZM144 14V15H143ZM148 14V15H147ZM172 14V15H173ZM194 14H195V16L197 15V18L194 16ZM257 14V15H256ZM259 14H261V15H259ZM135 15V16H134ZM182 15V16H181ZM216 15V16H215ZM227 15V16H226ZM239 15V16H238ZM243 17H242V16ZM161 16V17H160ZM174 16V15H173ZM179 16H181V17H178ZM185 17V21H182V20H184V17ZM215 16V17H214ZM222 16V17H221ZM223 16H225V17H223ZM229 16H231V17H229ZM235 16V17H234ZM244 16H246V17H244ZM252 16V15H251ZM256 16H258V18L256 17ZM262 18H261V17ZM143 17V18H142ZM148 18V22H147V18ZM157 17V18H156ZM220 18L218 21H217V18ZM227 17H228V20H227ZM232 17H234L235 19V21L233 20V18ZM259 17H260V20H259ZM129 18H132V19H130V20H128ZM141 18V19H140ZM151 18V19H150ZM183 18V19H182ZM188 18V19H187ZM221 18H223V19H221ZM123 19H124V17H123ZM137 19V20H136ZM141 21H139V20ZM179 19V21H177ZM182 19V20H181ZM192 20V21H190V20ZM196 19V20H195ZM204 19V20H203ZM207 19H209V20H207ZM216 19V20H215ZM227 21H226V20ZM232 19V20H231ZM150 20V21H149ZM153 20V21H152ZM154 20H156V21H154ZM159 20V21H158ZM199 21V22H196V21ZM202 20V21H201ZM206 20V21H205ZM212 20V21H211ZM214 20V21H213ZM221 20H223V21H221ZM224 20L226 21V23L224 22ZM240 20V21H239ZM263 20V21H262ZM132 21V22H131ZM204 21V22H203ZM222 22V24L220 23V22ZM130 22V23H129ZM134 22V23H133ZM139 24H138V23ZM143 22H145V23H143ZM154 22H156V24H154ZM177 22H179L178 24H180L179 26H178V24H177ZM190 24H189V23ZM207 22V23H206ZM210 22V25L208 24ZM212 22H214V23H212ZM230 24H229V23ZM236 22V23H235ZM142 25H141V24ZM146 23H148V24H146ZM186 23V24H185ZM204 23V24H203ZM213 25H212V24ZM218 23V24H217ZM143 24H144V26H143ZM202 24V25H201ZM209 26H208V25ZM217 26H216V25ZM220 24V26L218 27V25ZM226 24V25H225ZM239 24V25H238ZM138 25V26H137ZM140 25H141V27H140ZM147 25V26H146ZM158 25V24H157ZM156 25V26H157ZM187 25V26H186ZM192 25H196L195 27L194 26H192ZM198 25V26H197ZM223 25V26H222ZM240 26L239 28H238V26ZM251 25V24H250ZM143 26V27H142ZM203 28H202V27ZM206 26V27H205ZM207 26L208 27H211L212 29H213V31H211L212 29H210L209 28V30L211 31V32H209L208 31V28H207ZM222 26V27H221ZM129 28V30H128V28ZM130 27H131V29H130ZM139 27V30L137 29ZM192 27V28H191ZM196 27H197V29H196ZM215 27H217V28H215ZM245 26H243L242 28H244ZM133 28H135V30L133 29ZM142 28V29H141ZM178 28H180V29H178ZM218 28L221 30L220 31V33L221 32H223L222 34H224V36L223 37H220V36H222V34L221 35H219L220 33H219V31H218ZM223 28V29H222ZM242 28H240V29H242ZM120 29V36H121V38L119 37V33L117 32L118 30ZM122 29V30H121ZM140 29H141V31H140ZM195 29V30H194ZM205 29H207V31L210 33V35H212L213 33L212 32H214L215 33V30H217V32L219 33H215V36H214V34L212 35L213 37H214V39L212 38V36H209L210 37V44H208L207 45V47L206 48H204V47H202L201 45H199V44H201V42H202V39L200 38L201 36H202V33L201 32H203ZM215 29V30H214ZM235 29V28H234ZM235 29V30H236ZM239 29V30H240ZM126 30H128V31H126ZM136 30H138V32L139 33H137V31ZM179 31V33H178V31ZM186 30V32L187 33H185L184 31ZM188 30H189V32H188ZM203 30V31H202ZM261 32H259L260 33V35L261 34H264V33H262V32H264V31H262V30H264V28L261 30V29H259ZM124 31V32H123ZM157 31V30H156ZM177 31V32H176ZM200 31V32H199ZM126 32V33H125ZM131 32L133 33V35L131 34ZM145 32V33H144ZM148 32V33H147ZM176 32V33H175ZM198 32V33H197ZM118 33V34H117ZM122 33H125V34H123V36L124 37H126V38H128V40H129V43L127 44L126 42H128V41H125V43H122V42H124V38H123V36L121 35ZM127 33L129 34V36L127 35ZM148 35H147V34ZM150 33V34H149ZM181 33V34H180ZM189 33V34H188ZM191 33V34H190ZM257 33H258V31H257ZM5 34V31L3 32V34L2 35H4ZM117 34V35H116ZM131 34V35H130ZM142 34V35H141ZM146 34V35H145ZM153 34V35H152ZM175 34V35H174ZM179 34V35H178ZM186 34H188V35H186ZM195 34V35H194ZM229 34V35H228ZM127 35V36H126ZM137 37H136V36ZM141 35V36H140ZM172 35H174V36H172ZM219 35V39L216 37V36H218ZM226 35H228V36H226ZM94 36H96V38H98L100 35H94ZM118 36V37H117ZM147 36V37H146ZM148 36H150L149 38H148ZM155 38H153V37ZM179 38H178V37ZM183 36H185V37H183ZM193 36V37H192ZM198 38V39H195L196 37ZM230 36V37H229ZM102 37H104V36H100L99 38H98V40L97 39H95L96 41H100V40H102ZM145 37V38H144ZM175 37H176V39H175ZM190 37V38H189ZM192 37V38H191ZM225 37H227L226 39H225ZM232 37V38H231ZM95 38V37H94ZM119 38V39H118ZM130 38H132V39H130ZM138 38V39H137ZM173 38V39H172ZM189 38V39H188ZM203 38V37H202ZM223 38V39H222ZM104 39H110V37H108V38H103V40ZM120 39H122L121 41H120ZM149 39V40H148ZM154 39V40H153ZM158 39H161V40H163V41H158ZM178 39V40H177ZM184 39V40H183ZM199 39H201V40H199ZM216 39H218V40H216ZM225 39V40H224ZM101 41V43L102 42H104V41ZM136 40V41H135ZM144 40V41H143ZM146 40V41H145ZM148 40V41H147ZM152 42H151V41ZM173 40V41H172ZM211 40H213V41H211ZM220 40V42H218ZM222 40L224 41V42H222ZM131 41V42H130ZM135 41V42H134ZM137 41H138V43H137ZM140 41V42H139ZM142 41V42H141ZM154 41V42H153ZM177 41V42H176ZM190 43H189V42ZM197 41V42H196ZM201 41V42H200ZM214 41H216V43L214 44L213 42ZM229 41H232V42H229ZM108 42V41H107ZM106 42V43H107ZM118 42H120V43H118ZM145 42V43H144ZM160 42H163L162 44H160L159 43V45H158V43ZM180 42V43H179ZM185 42H186V44H185ZM200 42V43H199ZM222 42V43H221ZM227 42V43H226ZM99 43L100 45H102V46H104V44H106L105 42H104V44L102 43ZM131 43V44H130ZM141 43H143L142 44V46H141ZM177 43V44H176ZM179 43V44H178ZM219 43H221L223 46H225L224 48H226V49H224V51H223V47H221V46H219ZM223 43H226L225 45L223 44ZM115 44H117V46L119 47H117ZM134 44V45H133ZM140 44V45H139ZM149 45V44H152V45H156V49L158 50V46H159V50L161 51L162 49H163V51L161 52V54H160V51L158 52V53H155L156 55H158V56H156L155 54V56L153 55L152 56V54L151 55H143V53H141L142 52V47H145V45ZM231 45L232 44V48H233V51H232V48H230L231 46H228V45ZM122 46V47H126V46H128L127 48H123V49H125V51L124 50H122V51H124L125 53L124 54H121L122 53V51L120 50V49H122L120 46ZM158 45V46H157ZM172 45V44H171ZM218 45V46H217ZM227 45V46H226ZM136 46V47H135ZM163 46V48L161 49V47ZM193 46V47H192ZM196 46H198V47H196ZM214 46H216V47H214ZM242 46H243V49H242ZM104 47H107V46H104ZM133 47H135V48H133ZM137 47L139 48L138 50H135V49H137ZM155 47V46H154ZM178 47V48H177ZM202 47V48H201ZM211 47V48H210ZM219 47V48H218ZM196 48V49H195ZM197 48H198V50H197ZM209 48V49H208ZM220 48H221V51H220ZM230 48V49H229ZM240 48L242 49V51L240 50ZM116 49H118V50H116ZM129 49V50H128ZM175 49H176V51H175ZM200 49V50H199ZM203 51H202V50ZM208 49V50H207ZM213 51H212V50ZM234 49H235V52H234ZM16 50V49H15ZM116 50V51H115ZM133 51V53L131 52V51ZM135 50V51H134ZM193 50V51H192ZM195 50V51H194ZM197 50V51H196ZM217 50V51H216ZM229 50V51H228ZM237 50V51H236ZM263 50H264V47H263ZM20 49L19 50H17L16 52H18V53H20ZM128 51V52H127ZM208 52V55L207 54H205V52ZM222 53H220V52ZM225 52V53H223V52ZM115 52V53H114ZM119 52V53H118ZM121 52V53H120ZM129 52L131 53V55L129 54ZM134 52H136V53H134ZM138 52V53H137ZM157 52V51H156ZM177 52V54H175ZM200 52H202V53H200ZM206 52V53H207ZM217 52V53H216ZM233 53V55H232V53ZM236 52H238V54L236 53ZM140 53V54H139ZM191 53V54H190ZM198 53V54H197ZM209 53H210V55H209ZM263 53H264V51H263ZM120 54L121 55H123V56H120ZM201 54V55H200ZM214 54H216V55H214ZM226 54V55H225ZM229 54V55H228ZM237 54V55H236ZM127 55V56H126ZM138 55V56H137ZM143 55V56H142ZM161 55V56H160ZM193 55V56H192ZM205 55V56H204ZM212 55H214V56H212ZM222 55V56H221ZM235 55V56H234ZM261 55H263V56H261ZM260 56L261 57H263V58H260L259 59V57L257 58V57H255V61H257V62H255L256 64H261L260 66H264V54H261ZM126 56V57H125ZM131 56H132V58H131ZM154 58V59H152V57ZM191 57V59H193V61L190 59V57ZM198 56V57H197ZM203 56V57H202ZM209 56H211L210 58H209ZM215 56L218 58L217 60H216V58H215ZM229 56L230 58H227V57ZM119 57V58H118ZM144 57H146L145 58V61H144ZM156 57V58H155ZM162 57V58H163ZM213 57L215 58L214 60H213ZM220 57H221V59H220ZM119 60H118V59ZM126 58V59H125ZM128 58V59H127ZM134 58V60H132ZM150 58H151V61H150ZM201 58V59H200ZM207 58H208V60H207ZM212 58V59H211ZM236 58V59H235ZM124 59V60H123ZM131 59V60H130ZM137 59H138V61H137ZM141 59V60H140ZM203 59V60H202ZM212 60V62H211V60ZM224 59V60H223ZM259 61H258V60ZM125 60H126V62H125ZM140 60V61H139ZM152 60H154V61H152ZM195 60V61H194ZM197 60V61H196ZM199 60V61H198ZM226 60V61H225ZM232 60V61H231ZM131 61V62H130ZM134 62V64H133V62ZM191 61V62H190ZM204 61V62H203ZM207 61H209L210 62V66H209V64H206L205 62H207ZM215 63H214V62ZM219 61V62H218ZM224 61H225V63H224ZM260 61H262V62H260ZM137 62L139 63V64H137ZM143 62V63H142ZM146 62V63H145ZM196 62H197V65H196ZM221 62V63H220ZM63 63H64V61H63ZM126 63V64H125ZM129 63V64H128ZM132 63V64H131ZM137 65H136V64ZM188 63H189V66H188ZM191 63H192V66H191ZM199 63V64H198ZM204 63L206 64L205 66H207L208 65V68L207 67H205V66H203L204 65ZM214 63V64H213ZM147 64V65H146ZM216 64V65H215ZM224 64V66H222ZM227 64V65H226ZM263 64V65H262ZM65 65H66V60H65ZM64 65V66H65ZM125 65V66H124ZM128 65V66H127ZM144 65V66H143ZM151 67H150V66ZM182 65V66H181ZM187 67V68H185V66ZM213 65V66H212ZM234 65V66H233ZM249 64H246V69L247 70H249V67L251 66V65H249V67H247ZM142 68H141V67ZM149 66V67H148ZM201 66V67H200ZM214 66H216L215 67V70H214V68L212 69L213 70V72L215 73H213L212 72V70H211V68L212 67H214ZM222 66V67H221ZM124 67V68H123ZM129 67V68H128ZM139 67V68H138ZM191 69H189V68ZM209 67H211L210 69H209ZM224 67H226V68H224ZM231 67V68H230ZM152 68H154V69H152ZM163 68V69H162ZM184 68H185V70H184ZM200 68V69H199ZM135 69V70H134ZM136 69H142V70H139V71H137ZM209 69V70H208ZM219 69V70H218ZM224 69V70H223ZM233 69V70H232ZM250 69H251V67H250ZM121 70V71H122ZM154 70L155 71H157V73L155 72L154 73ZM163 70V71H162ZM217 70V71H216ZM123 71H122V73H123ZM132 73H131V72ZM137 71V72H136ZM160 71H162V72H160ZM165 71V72H164ZM178 71V72H177ZM222 73H221V72ZM230 71V72H229ZM232 71V72H231ZM135 72V73H134ZM141 72H142V74H141ZM145 72V73H144ZM146 72H147V76L145 75L146 74ZM150 72V73H149ZM159 72H160V74H159ZM207 72V73H206ZM209 72H210V74H209ZM216 72H217V74H216ZM121 73V74H122ZM134 73V75H132ZM137 73V74H136ZM144 73V74H143ZM178 73V74H177ZM108 72L106 73V76L108 77ZM150 74V75H149ZM154 76H153V75ZM159 74V75H158ZM219 74V75H218ZM122 75H125V73H123ZM145 75V76H144ZM149 75V76H148ZM155 75H158L157 77L155 76ZM207 75H208V77H207ZM139 76V77H138ZM150 76H152L151 78H150ZM204 78H203V77ZM214 76V77H213ZM138 77V78H137ZM155 77V78H154ZM161 77V78H160ZM164 77V78H163ZM177 76H176V79L178 78ZM221 77V78H220ZM50 78V77H49ZM148 78V79H147ZM202 78V79H201ZM223 78V79H222ZM227 78V79H226ZM63 79L64 78H60V80H62V82H63ZM152 79V80H151ZM155 79H157V80H155ZM162 79V80H161ZM164 79V80H165ZM174 79H175V77H174ZM179 79V78H178ZM193 79V80H192ZM198 79V80H197ZM65 80V79H64ZM160 80V81H159ZM205 80V81H204ZM211 80H213V81H211ZM217 82H216V81ZM234 80V79H233ZM159 81V82H158ZM179 81V82H178ZM193 81V82H192ZM65 82V81H64ZM147 83V84H145V83ZM200 82V83H199ZM202 82V83H201ZM256 82H257V84H256ZM206 83V84H205ZM208 83V84H207ZM211 83H212V85H211ZM214 83V84H213ZM217 83V84H216ZM254 83V84H253ZM64 84V83H63ZM149 84V85H148ZM159 84V85H158ZM200 84V86L198 87V85ZM65 85V84H64ZM63 85V88H62V90H60V91H63V89L64 90H66L67 88H65L66 86H64ZM203 85L205 86V87H203ZM214 85H216V86H214ZM219 85V86H218ZM222 85V86H221ZM249 85V86H250ZM256 86V87H255ZM62 87V86H61ZM211 89H209V88ZM217 87V88H216ZM223 87V88H222ZM148 88V89H149ZM178 88V87H177ZM216 88V89H215ZM254 88V89H253ZM61 89V88H60ZM160 89V90H159ZM162 89V90H161ZM182 89V90H181ZM215 89V90H214ZM157 90V92H155ZM164 90H166V91H164ZM197 90V91H198ZM214 90V91H213ZM223 90V91H222ZM225 90V91H224ZM243 90V91H242ZM87 91L88 90H86V91H83V93H87ZM99 91H101L100 93H99ZM149 91V92H148ZM179 91H181V92H183V93H181V92H179ZM210 91V92H209ZM212 91V92H211ZM221 91V92H220ZM242 91V92H241ZM64 92V91H63ZM91 92H93V93H91L90 95H88L90 98H93V103L95 104V106L94 107H92V108H95V110L96 109H98V107H99V109L97 110V111H95L94 109V111H95V113L96 114H98V113H105V115H99V117H100V119L102 120L101 122H104V123H100L101 125H99V128H101V130H103V129H108L109 128V126H108V128H106L107 127V125H110V124H112V123H110V120L108 119V115L109 114H112L113 112L111 111V110H113V109H111V108H109L110 107V102L109 101H104V104L102 103L103 102V100L105 99V100H109L108 98V96H106L107 98H105V95H104V92L102 91V90H94V91H91ZM98 94H97V93ZM154 92L155 93H160L161 95H158V94H154ZM166 94H165V93ZM218 92V93H217ZM245 92V93H244ZM250 92V93H249ZM255 92H257V93H255ZM88 93H90V90H89V92ZM172 93V94H171ZM213 93V94H212ZM236 93V94H235ZM95 96H94V95ZM164 94V95H163ZM181 96H180V95ZM185 94V97L183 96ZM223 94V95H222ZM238 94V95H237ZM246 94H247V96H246ZM97 95V96H96ZM100 95H102V96H100ZM103 95H104V97H103ZM169 95V97H173L174 96V98H172V100H171V98H169L168 97V100H167V96ZM250 95V96H249ZM92 96V97H91ZM153 98H152V97ZM159 98H158V97ZM163 96H165V97H163ZM176 96V97H175ZM214 96V97H213ZM222 96H224V97H222ZM243 96V97H242ZM246 96V97H245ZM250 98H249V97ZM252 96V97H251ZM95 97V98H94ZM102 97V98H101ZM162 97V98H161ZM178 97V98H177ZM236 97H239L238 98V100L236 99ZM101 100H100V99ZM104 98V99H103ZM160 99V100H158V99ZM163 98H166V99H163ZM183 98V99H182ZM217 98V99H216ZM144 99L146 100V101H144ZM153 99V100H152ZM169 99L171 100V101H169ZM180 99V100H179ZM216 99V100H215ZM222 99V100H221ZM226 99V100H225ZM240 99V100H239ZM242 99V100H241ZM245 99V100H244ZM263 100H264V98H262ZM97 100H98V102H97ZM167 100V101H166ZM174 100V101H173ZM176 100V101H175ZM177 100H179V101H177ZM96 101V102H95ZM149 101V104L147 103ZM161 101H163L162 103H161ZM183 101V102H182ZM187 101V102H186ZM190 101V102H189ZM218 101V102H217ZM230 101V102H229ZM234 101V102H233ZM239 101V102H238ZM241 101V102H240ZM254 101V102H253ZM257 101V103H255ZM262 101V102H261ZM109 102V104H107L108 106L106 107V104L105 103H108ZM144 102H146L145 103V105H144ZM151 102V103H150ZM157 102V103H156ZM160 102V103H159ZM170 102H172V103H170ZM179 102V103H178ZM189 102V103H188ZM238 102V103H237ZM247 102V103H246ZM249 102H251V103H249ZM99 103V104H98ZM169 103V104H168ZM175 103V104H174ZM176 103H178V105H176ZM182 103H184V105L182 104ZM185 103H186V106H185ZM220 103V104H219ZM227 103V104H226ZM241 103H243V104H241ZM253 103V104H252ZM163 105V106H161V105ZM181 104L183 105V106H181ZM205 104H207V105H205ZM203 103V105H205L207 108V111H206V109H205V106H203L202 105V102H201V104L199 105V106H201L202 108V110H204V112L206 111V114H208L209 113V111H210V109H211V111H214V109L215 108H213L214 106H212L211 107V105L210 104H208V103ZM224 104V105H223ZM240 104V105H239ZM246 104V105H245ZM99 105V106H98ZM104 105H105V107H106V109L108 110H104L105 108H104ZM135 105H137L138 106V108H137V106L135 107ZM155 105H157V106H155ZM191 105V106H190ZM228 105V106H227ZM259 105V106H258ZM86 106V105H85ZM84 106V107H85ZM98 106V107H97ZM148 106H149V108H148ZM167 106V107H166ZM239 106V107H238ZM160 107V108H159ZM164 107H166V108H164ZM184 107V108H183ZM191 107V108H190ZM209 107H210V109H209ZM224 109H223V108ZM229 107V108H228ZM236 107V108H235ZM243 109H242V108ZM255 107V108H254ZM88 108V107H87ZM86 108V109H87ZM132 108H130V110L129 111H127V113L129 114H132V112H133V110H132ZM170 110H169V109ZM177 108H178V110H177ZM188 108H189V110H188ZM200 108V107H199ZM243 110V112L241 111V109ZM84 109V108H83ZM109 109H111L110 111H109ZM160 109V110H159ZM161 109H163V110H161ZM168 109V110H167ZM184 109H186V111H184V113H183V110ZM200 109V110H201ZM209 109V110H208ZM222 109V110H221ZM225 109H227V110H225ZM252 109V110H253ZM49 110V109H48ZM101 110V111H100ZM132 110V111H131ZM139 110H141V111H139ZM145 110V111H144ZM148 112H147V111ZM152 111V113H151V111ZM159 110V111H158ZM167 110V111H166ZM180 110V111H179ZM191 110H193L194 111V114H192L193 112L191 111ZM258 110V111H259ZM50 111H51V109H50ZM53 111V110H52ZM100 111V112H99ZM161 111V112H160ZM170 111V112H169ZM176 111V112H175ZM188 111V112H187ZM211 111H210V113H211ZM226 111H228V112H226ZM254 111V110H253ZM260 111H259V113H260ZM109 112V113H108ZM112 112V113H111ZM134 112V113H135ZM145 112V114H143ZM163 112V113H162ZM177 112H181V113H177ZM191 112V113H190ZM199 112H201V111H199ZM203 112V111H202ZM208 112V113H207ZM95 113H92V114H95ZM136 113V114H137ZM142 113V114H141ZM147 113V114H146ZM149 113V114H148ZM162 115H160V114ZM176 114V118H175V114ZM185 113H188V114H185ZM213 113V112H212ZM222 113H224L225 114V116H224V114H222ZM228 113L230 114V115H228ZM71 114H73V113H70L69 115H67V117L69 118H73V116H74V114H73V116L71 117ZM83 116H85V118H88V119H90V120H92L94 117H91V116H94V115H91V113L90 114H88V113H84L83 112ZM86 114V115H85ZM88 114V115H87ZM95 114V115H96ZM107 114V115H106ZM114 114V113H113ZM129 114V115H130ZM157 114V115H156ZM180 114H182L181 116H180ZM184 114V115H183ZM189 114H192V117L195 119V121L193 122V118L191 117V115H189ZM236 114H237V112H236ZM261 114H263L262 116H264V113H262L261 112ZM167 115V116H166ZM174 115V116H173ZM194 115V116H193ZM210 115V114H209ZM212 115V114H211ZM210 115V116H211ZM232 115V116H231ZM87 116H89V117H87ZM107 116V117H106ZM112 116H114V115H112ZM137 116H138V114H137ZM170 116H171V118H170ZM178 116V117H177ZM184 118H183V117ZM196 116H198V115H196ZM221 116V117H220ZM261 116V118L262 119H264V117H262ZM96 117H97V115H96ZM103 117H106V121H108L109 120V123L108 122H105V119L103 118ZM145 117V116H144ZM165 117V118H164ZM181 117V118H180ZM186 117V118H185ZM199 117V116H198ZM220 117V118H219ZM225 117H227L226 119H224ZM103 118V119H102ZM109 118H112L111 117V115L109 116ZM139 118H140V116H139ZM152 118V117H151ZM170 118V119H169ZM178 118V119H177ZM191 118V119H190ZM219 118V119H218ZM222 118V119H221ZM232 118V119H231ZM95 119V118H94ZM159 119V120H160ZM164 119V120H163ZM177 119V120H176ZM179 119H180V121H179ZM184 119H185V121H187V122H185L184 121ZM187 119V120H186ZM197 119V120H196ZM224 119V120H223ZM104 120V121H103ZM154 120V119H153ZM167 120V121H166ZM170 120V121H169ZM176 122H175V121ZM183 120V121H182ZM223 120V121H222ZM156 121H157V119H156ZM183 123H182V122ZM188 121H189V123H190V125H188L189 123H188ZM196 121H198V122H196ZM220 121V122H219ZM120 122H121V124H120ZM167 122V123H166ZM175 122V123H174ZM192 122V123H191ZM208 122V123H209ZM216 122L218 123V124H216ZM222 122L224 123V124H222ZM197 124L196 126L195 125H193L192 127L194 128V130H193V128H192V130L194 131V132H191L192 130L191 129H189L188 128V126H191L192 124ZM241 123H243L242 125L243 126H241L240 124ZM244 123H245V125H244ZM107 124V125H106ZM126 124V125H125ZM177 124H179V125H182L181 127L182 128H180V126L179 125H177ZM185 124V125H184ZM204 124L206 125V126H204ZM221 124V125H220ZM103 125V126H102ZM118 125H120V126H118ZM165 125V126H164ZM172 125V126H171ZM174 125V126H173ZM186 125H188V126H186ZM213 125V126H212ZM215 125V126H214ZM221 127L220 129H219V127ZM222 125H224V127H225V129H224V127H222ZM228 127H227V126ZM247 125H248V127H247ZM101 126V127H100ZM117 126V127H116ZM123 126V127H122ZM125 126L127 127V128H125ZM145 126L147 127V128H149V129H147V128H145ZM164 126V127H163ZM198 126H200V127H198ZM213 128H212V127ZM240 126V127H239ZM244 126H246V127H244ZM255 126H256V128H255ZM258 126V127H257ZM105 127V128H104ZM165 127H166V129H165ZM170 127V128H169ZM172 127V128H171ZM184 127H185V129H184ZM202 127V128H201ZM208 128L209 130H207V129H205V128ZM235 129H234V128ZM239 127V128H238ZM251 127H253V128H251ZM81 128H84V126H81ZM81 128H79L80 130H82ZM103 128V129H102ZM142 128V129H141ZM163 128V129H162ZM191 128V127H190ZM210 128H211V131H210ZM231 128H233L234 129V131H233V129H231ZM236 128H237V131H236ZM245 128H247V129H245ZM249 128H250V130H249ZM115 129V130H116ZM126 129V130H125ZM150 129L151 130H153V131H150ZM155 129V130H154ZM191 130L190 132V134H189V132H187L186 130ZM196 129L197 130H199V129H203L202 131H207L206 133L205 132H203V133H200L201 132V130H199L200 132L198 133V132H196ZM213 129V130H212ZM215 129H217L216 131H215ZM224 129V130H223ZM228 129H231V131L230 130H228ZM239 129V130H238ZM256 129V130H255ZM79 130V131H80ZM109 130V129H108ZM143 130H144V132H143ZM146 130V131H145ZM162 130V131H161ZM165 132H164V131ZM222 130L224 131V132H222ZM250 131L248 134H249V136H247V132L248 131ZM253 130H255V131H253ZM258 130V131H257ZM261 130V131H260ZM103 131H105V130H103ZM155 131V132H154ZM161 131V132H160ZM174 131V132H173ZM214 131V132H213ZM219 131H221V132H219ZM226 131V132H225ZM236 131V132H235ZM239 131V132H238ZM241 131V132H240ZM75 132V131H74ZM81 132V131H80ZM125 132H127V133H125ZM143 132V133H142ZM150 132V135L148 134ZM157 132V133H156ZM159 132V133H158ZM177 132V133H176ZM183 132H185V133H183ZM188 134H187V133ZM209 132V133H208ZM211 132H213V133H211ZM216 132V133H215ZM233 132V133H232ZM244 132V134H242V135H244V136H242L241 135V133H243ZM245 132H246V135H245ZM256 134H255V133ZM77 133V131L75 132V134ZM153 133V134H152ZM161 133V134H160ZM183 133V134H182ZM197 133V134H196ZM220 133H223V134H220ZM224 133H226V135L224 134ZM230 135H229V134ZM237 133V134H236ZM78 134V133H77ZM129 134V135H128ZM132 134V135H131ZM143 134V135H142ZM170 134H172V135H170ZM186 134V135H185ZM193 134H195V135H193ZM203 134H205V135H203ZM218 134V135H217ZM234 134V135H233ZM240 135V137H239V135ZM250 134H251V136H250ZM258 134V135H257ZM79 135H81V134H78V136ZM134 135V136H133ZM156 135V136H155ZM160 135V136H159ZM167 135H169L168 137H169V139H168V137H167ZM177 135V136H176ZM179 135V136H178ZM186 136V137H184V136ZM188 135V136H187ZM190 135V136H189ZM197 135V136H196ZM208 135V136H207ZM210 135V136H209ZM213 135V136H212ZM223 136V135H225L226 137L225 138H223V137H219V136ZM229 135V136H228ZM233 135V136H232ZM236 135H238V136H236ZM252 135H253V137H252ZM261 135H263L262 137H261ZM77 136V135H76ZM126 136V137H125ZM128 136V137H127ZM182 136V137H181ZM228 136V137H227ZM230 136H232L231 138H230ZM242 136V137H241ZM102 137H103V141L105 140V142H106V144L108 143V145H111L112 143H113V145H111L112 147L114 146L115 147V145L116 144H114V142H112V143H110L109 144V142L111 141V140H115L114 138H113V136H110L109 134H108V136H107V134L105 135V138H104V133L102 134ZM108 137V138H107ZM111 137V138H110ZM124 137V138H123ZM143 137V138H142ZM146 137H147V139H146ZM150 137H152L151 139H153L154 138V140H153V142H152V140L150 139ZM162 139H161V138ZM180 137L182 138L181 140H179L180 139ZM195 137H197L196 139H195ZM199 137V138H198ZM205 137V138H204ZM211 138V140H209L210 138ZM237 137V140H235V138ZM249 137H250V139H249ZM255 137V138H254ZM126 138V139H125ZM128 138V139H127ZM132 138V139H131ZM133 138L135 139V140H133ZM173 138V139H172ZM176 138H178V139H176ZM188 138V139H187ZM191 138V139H190ZM192 138H193V140H194V142L192 141ZM204 138V139H203ZM207 138V140H209L210 142H208L207 140H205ZM214 138H217V139H214ZM219 138H220V140H219ZM227 138V139H226ZM233 138V139H232ZM244 139V140H241V141H239L240 139ZM254 138V139H253ZM116 139V140H117ZM141 139H142V143H141ZM144 139V140H143ZM148 139H149V141H148ZM158 139H159V141H158ZM171 139V140H170ZM174 139H176V140H174ZM183 139L185 140L184 142H183ZM191 141H190V140ZM198 139V140H197ZM199 139H202V140H200V141H202V142H200L199 141ZM214 139V140H213ZM223 139H226V142L228 143L229 142V144H227L226 142H224V140ZM249 139V140H248ZM259 139V140H258ZM262 139V140H261ZM156 140V141H155ZM235 140V141H234ZM254 140V141H253ZM109 141V142H108ZM125 141V142H124ZM127 141H129V142H127ZM144 141V142H143ZM170 141V144L169 143H163V142H169ZM186 141H187V145L185 144L186 143ZM198 141V142H197ZM217 141H218V144H217ZM220 141H222V142H220ZM248 141H252L251 143H253V144H251L250 142H248ZM115 142V143H116ZM145 142H146V144H145ZM172 142V143H171ZM183 142V143H182ZM196 142V143H195ZM212 142V143H211ZM220 142V143H219ZM224 142V143H223ZM237 142V143H236ZM247 142H248V144H247ZM258 144H257V143ZM73 144L75 143V145H73V144H71L72 146H71V148H73V147H75V148H73V149H78L79 147H80V145L79 144H77L76 142H72ZM135 145V146H133V144ZM144 143V144H143ZM149 143H153V144H151V146H150V144ZM190 143V144H189ZM192 143H194L193 145H192ZM202 143V144H201ZM215 143V144H214ZM232 143V144H231ZM236 143V144H235ZM239 143V144H238ZM243 143V144H242ZM250 143V144H249ZM261 143V144H260ZM175 144V145H174ZM198 144V145H197ZM200 144V145H199ZM204 144V145H203ZM207 144V145H206ZM211 144H212V147H211ZM221 144V145H220ZM225 144H227L228 146H230L231 148H233L232 150H231V148H229L228 146H226ZM240 145V146H238V145ZM247 144V145H246ZM79 145V146H78ZM130 145V146H129ZM146 145V146H145ZM156 145V144H155ZM169 145V146H168ZM188 145H189V147H188ZM195 145V146H194ZM197 145V146H196ZM206 145V146H205ZM217 145V146H216ZM222 146L220 149L222 150H220V149H218L220 146ZM242 145V146H241ZM249 145H251V146H249ZM254 145V146H253ZM257 145H258V147H257ZM260 145V146H259ZM122 146H121V148H122ZM138 146H140V145H138ZM137 146V147H138ZM174 146V147H173ZM177 148H176V147ZM181 146V147H180ZM192 146V147H191ZM198 146H199V148H198ZM202 146H204V147H202ZM214 146V147H213ZM243 146H245V147H243ZM253 146V147H252ZM130 147V148H129ZM147 147V148H146ZM183 147H184V149H183ZM205 147H207V149H205ZM226 147V148H225ZM237 147V148H236ZM249 148V149H247V148ZM261 147V148H260ZM81 148V147H80ZM79 148V149H80ZM115 148H117V147H115ZM120 148V147H119ZM120 148V149H121ZM132 148H133V150H132ZM141 148H139V151L140 152H138L137 154H140V153H142V156H143V158H144V155H143V152H144V154H146L145 153V150L143 149V150H141ZM149 148V149H148ZM164 148H166V146L164 147ZM182 148V149H181ZM195 148H196V152H197V150H198V154L197 153H195ZM200 148H202V150L200 149ZM210 148V149H209ZM225 148V149H224ZM229 148V149H228ZM244 149V148H246V149H244L243 151L242 150H240V149ZM256 148V149H255ZM262 149V150H259L258 151V149ZM176 149V150H175ZM178 149V150H177ZM187 149V150H186ZM194 149V150H193ZM209 149V150H208ZM213 149V150H212ZM227 149V150H226ZM238 149V150H237ZM81 150V149H80ZM125 150L127 151V153L125 152ZM131 150V151H130ZM148 150V151H147ZM189 150V151H188ZM200 150V151H199ZM236 151V154H235V151ZM249 150H252V151H249ZM256 150V151H255ZM130 151V152H129ZM143 151V152H142ZM153 151V150H152ZM176 151V152H175ZM179 151V152H178ZM202 151V152H201ZM221 151V152H220ZM237 151H239V152H242V154L241 153H239V152H237ZM246 151L248 152L247 154H246ZM154 152V151H153ZM167 152H168V149H167ZM178 152V153H177ZM184 152V153H183ZM186 152V153H185ZM193 154H191V153ZM206 152H207V154H206ZM214 152V153H213ZM222 152H225V156L227 157H225L224 156V154L222 153ZM228 152V153H227ZM231 152V153H230ZM254 152H259L258 154H257V156H256V154L254 153ZM263 152V153H262ZM134 153V154H135ZM151 154V156H150V154ZM230 153V154H229ZM238 153H239V155H238ZM251 153V154H250ZM261 153H262V155H261ZM153 154V155H152ZM180 154V156H178L177 157V155H179ZM182 154V155H181ZM188 154V155H187ZM196 154V155H195ZM201 154V155H200ZM214 156H213V155ZM218 154V155H217ZM221 154H223V155H221ZM234 154H235V156H234ZM250 154V155H249ZM252 154H253V157H252ZM192 155V156H191ZM203 155V156H202ZM211 155H212V157H211ZM217 155V157L215 158V156ZM219 155L221 156V157H223V159H228V158H230V159H228V160H223L222 158H221V161H220V157H219ZM229 155L231 156V157H229ZM233 155V156H232ZM241 155V156H240ZM242 155H243V159L242 158H240V157H242ZM244 155H245V157H244ZM248 155V156H247ZM136 156V155H135ZM183 156V157H182ZM196 156H198V157H196ZM206 156V157H205ZM251 156V160H250V157ZM260 157V159H258L259 157ZM263 156V157H262ZM134 157V156H133ZM132 156H131V160H126V161H131L132 162V160L134 159ZM137 157H139V155H137L136 156V158ZM160 157V156H159ZM182 157V158H181ZM187 157H188V159H187ZM191 157H193V158H191ZM202 157V158H201ZM208 157V158H207ZM211 159H210V158ZM219 157V158H218ZM225 157V158H224ZM257 157V158H256ZM127 158V159H128ZM181 158V159H180ZM190 158V159H189ZM196 158H197V160H199V161H201V162H197V164H195L196 162ZM218 158V159H217ZM234 158H236V159H234ZM238 158V159H237ZM239 158H240V160H239ZM248 158V159H247ZM148 159V160H147ZM161 159H162V156H161ZM201 159V160H200ZM210 159V160H209ZM212 159H213V161H212ZM160 160V161H159ZM178 160V161H177ZM182 160V161H181ZM191 161V162H189V161ZM195 160V161H194ZM205 162H204V161ZM207 160V161H206ZM216 160V161H215ZM218 160V161H217ZM230 160V161H229ZM247 160H250L251 161V163L252 164H250L249 165V163L250 162H248ZM134 161V160H133ZM149 163H148V162ZM152 161V160H151ZM180 161V162H179ZM208 161H210V165L211 166H213L212 167V169H211V166H209V162ZM215 161V162H214ZM224 161H225V163H228L229 164V168H230V171H228L229 169H227V170H223V169H221L220 171H219V168H220V166H222L223 168H225L223 165H221L222 163L223 164H225L224 163ZM232 161V162H231ZM234 161V162H233ZM236 161H237V163H236ZM245 161H247V162H245ZM184 162H186V164H184ZM188 162V163H187ZM217 162V163H216ZM222 162V163H221ZM240 164H239V163ZM254 162V163H253ZM257 162H258V164H260L259 166H257L258 164H257ZM261 162V163H260ZM144 163H142L141 165H142V167L141 168H143V169H145L144 167ZM148 163V164H147ZM160 163V164H159ZM162 163V164H161ZM165 163V164H164ZM205 163V164H204ZM214 163V164H213ZM230 163H232V165L230 164ZM245 163V164H244ZM248 163V164H247ZM207 164V165H206ZM220 164V165H219ZM237 164H238V166H237ZM255 164H257L256 166H254L255 168L256 167H259L260 168V171H255V170H259V168L258 169H255L252 165H255ZM150 165V166H151ZM171 165V166H170ZM196 165L198 166V167H196ZM214 165H215V167H214ZM226 165V164H225ZM234 165V166H233ZM242 165V166H241ZM246 165V166H245ZM247 165H249L248 167H247ZM144 166V167H143ZM179 166V167H178ZM184 166V167H183ZM186 166V167H185ZM189 166V167H188ZM196 168H194V167ZM202 166H204V167H202ZM208 166V168L209 169H207V170H210L211 169V171H209V173H208V171L206 170V169H204L203 170V168H205V167H207ZM146 167V168H147ZM177 167V168H176ZM216 167H218L217 169H216ZM221 167V168H222ZM227 167V168H228ZM233 167V168H232ZM236 167V168H235ZM240 167V168H239ZM243 167V169H241ZM247 167V168H246ZM197 168H198V170H197ZM216 170V172H213V170L214 169ZM233 170H232V169ZM239 168V169H238ZM246 168V169H245ZM263 168V170H261ZM170 169L168 170V172H171L170 171ZM180 169V170H179ZM187 169H189V170H187ZM199 169H201V170H199ZM248 169H250V170H248ZM148 170V171H149ZM161 170V171H160ZM186 170V171H185ZM194 170V171H193ZM214 170V171H215ZM217 170H218V172H217ZM223 170V171H222ZM231 170H232V174H231ZM235 170L237 171V173L235 172ZM243 170V171H242ZM176 171V172H177ZM182 171V172H181ZM196 171V172H195ZM199 171V172H198ZM230 173V174H228V172ZM234 171V172H233ZM241 173H240V172ZM245 171V172H244ZM255 171V172H254ZM181 172V173H180ZM189 172V173H188ZM194 172V173H193ZM200 172L202 173V174H200ZM212 172V173H211ZM220 172H222V173H220ZM244 172V173H243ZM247 172H249V173H247ZM253 172L255 173V174H253ZM200 176H198L197 174ZM207 173V174H206ZM214 173H215V175H214ZM226 173H227V175H226ZM243 173V174H242ZM247 173V174H246ZM258 173V174H257ZM263 173V174H262ZM79 174H81V175H79ZM151 174H149V177H150V175ZM182 174V175H181ZM188 174V175H187ZM193 176H192V175ZM211 174H213V175H211ZM219 176H218V175ZM236 174V175H235ZM240 174V175H239ZM244 174H246L245 176H244ZM249 174V175H248ZM251 174H252V177H250L251 176ZM132 175H135V174H132ZM136 175H138V174H136ZM165 175V174H164ZM163 175V176H164ZM187 175V176H186ZM191 175V176H190ZM211 175V176H210ZM222 175V176H221ZM253 175H255L256 177L257 176H259V175H261L260 177H253ZM79 176V177H78ZM139 177H142V176H140V175H138ZM152 176H151V178H150V181L149 182H151L152 181ZM168 176H166V178H168ZM204 176H205V178H204ZM208 176V177H207ZM229 176H231L230 178H228L227 179V177H229ZM235 178L236 176V179L235 180H231V178L232 179H234L233 177ZM241 176V177H240ZM248 176H249V178H248ZM176 178V180L174 179V178ZM188 179V177H189V179L188 180H191V184H192V186H194V184L197 182H199V180H200V182L199 183H201V185H203L202 184V182L204 183V180L206 181L205 183L206 184H204L205 186H207V188H209L210 190H214V192L216 191V193H215V195H217L216 197H219L221 200H220V202H217L218 200H216V199H214V196L212 197V196H209V194L208 193H206L205 194V192H201V193H203V194H205V195H200L199 194V191L197 190V189H195V186H194V188L192 187V186H190V184L189 185H186V183H181V180L182 179H186V178ZM191 177H192V179H193V183H192V179H191ZM211 177V178H210ZM218 177V178H217ZM219 177H220V179H219ZM78 178H80V179H78ZM105 178V179H104ZM108 178V179H107ZM134 178H135V176H134ZM143 178H145V177H143ZM148 178V177H147ZM147 178H145V179H142L141 178V181L143 182V183H141V184H146V187H145V185H144V188H149V187H151V186H149V187H147L148 185H149V182L147 181ZM166 178H163L162 177V179H165V180H167ZM200 178V179H199ZM212 178H213V180H212ZM237 178H238V180L239 179H241L242 178V182L239 180H237ZM243 178H244V180H243ZM246 178V179H245ZM252 178H255V180L257 181L256 183H258L260 186H258V188H261V189H259V191H258V194H257V196H256V198H257V201L255 200V199H251V198H246L245 197V199H241V198H244V196L246 195V194H244V196H243V192L247 189L246 188V186L248 187V183H249V181L251 180ZM262 178V179H261ZM85 179V180H84ZM90 181H89V180ZM180 180V183L181 184H178L177 182H178V180ZM196 179H198V181H196ZM203 179V180H202ZM209 179V180H208ZM210 179H211V181H210ZM224 179V180H223ZM79 180H80V182H79ZM84 180V181H83ZM93 180V181H92ZM106 180H108V181H106ZM110 180V181H109ZM139 179L137 178V181H138ZM145 182H144V181ZM172 180V181H171ZM177 181V182H175V181ZM194 180L196 181L195 183H194ZM201 180H202V182H201ZM222 181V182H220V181ZM227 180V181H226ZM232 182H230V181ZM246 180V181H245ZM259 180V181H258ZM86 181V182H85ZM97 183H96V182ZM140 181V182H141ZM216 181V182H215ZM231 183H229V182ZM234 181H236V186H235V182ZM89 182H91V183H89ZM106 182V183H105ZM139 182V183H140ZM146 182H148V183H146ZM173 183V185H171L172 183ZM174 182H175V185H174ZM182 182H183V180H182ZM190 182V181H189ZM209 182V183H208ZM216 184V185H213L214 183ZM226 182V183H225ZM237 182H238V184H237ZM245 182H248V183H245ZM79 183V185H77ZM82 183H84L85 184V186H86V188H85V186H84V184H82ZM86 183L88 184V185H86ZM102 183V184H101ZM171 183V184H170ZM222 183V184H221ZM225 183V184H224ZM92 184V185H91ZM99 184V185H98ZM105 184V185H104ZM109 184V185H108ZM218 184V185H217ZM221 185V188H220V185ZM232 184H233V186H232ZM240 184V185H239ZM244 184V185H243ZM104 185V186H103ZM150 185H151V183H150ZM177 185V186H176ZM178 185H180L179 187H178ZM208 185H210V186H208ZM223 185V186H222ZM226 185V186H225ZM231 188L230 190H229V187ZM239 185V186H238ZM76 188H74V187ZM81 186V187H80ZM84 186V187H83ZM103 186V187H102ZM111 186V187H110ZM216 186V187H215ZM240 186H242V187H240ZM244 186V187H243ZM72 187V188H71ZM87 187L89 188V187H93L92 189L91 188H89V189H87ZM174 187V188H173ZM181 187V188H180ZM233 187V188H232ZM77 188H79V189H77ZM85 188V189H84ZM103 188V189H102ZM109 188V189H108ZM110 188H111V190L114 192H116V193H118L119 192V195H123L124 193V197H125V199L127 200L128 199V201H129V203L130 204H128V201H121V203H120V200L121 199H123L124 200V198L122 197L120 200H118L119 201V203H117L116 202V200L114 201V199L112 200L111 198H110V196H109V192H111L110 191ZM118 188H119V190H118ZM170 188V190L168 191V189ZM176 188H179V190L180 191H177L178 189H176ZM184 188V189H183ZM214 188H217V190H215ZM224 188H225V193H224ZM241 188H242V190H241ZM243 188H246V189H244L243 190ZM91 189V190H90ZM185 190V192H186V194L187 195H189V193L191 194V195H189L190 197H188L185 193L183 194V196L184 197H188L190 200H188V201H186V202H184V200L186 199H183L184 197L182 196V193L184 192L183 190ZM189 189V190H188ZM220 189V190H219ZM228 189V190H227ZM236 189L237 190H239L238 192L236 191ZM65 190H67V191H69L68 190V187H66V189ZM72 190H73V192H72ZM75 190V191H74ZM85 190V191H84ZM102 190V191H101ZM120 190L122 191V192H120ZM152 190V189H151ZM175 190V191H174ZM78 191V192H77ZM152 191H154V189L152 190ZM173 191V192H172ZM194 191V192H193ZM221 191H222V195H221ZM228 191H230V192H228ZM241 191V192H240ZM247 191V190H246ZM246 191H245V193H246ZM260 191H262V192H260ZM83 192V193H82ZM84 192H85V194H84ZM86 192H88V193H86ZM166 192V193H165ZM181 192V193H180ZM192 192V193H191ZM197 194H196V193ZM219 192H220V194H219ZM240 192V193H239ZM78 195H76V194ZM98 193V194H97ZM101 193V195H99ZM106 193V194H105ZM112 193V192H111ZM177 193V194H176ZM195 193V194H194ZM234 194L235 193V195L234 196H238V195H240L241 193V195H240V200L241 201H239V200H235V201H226V200H228V198H230L231 199V196L232 195H229V194ZM238 193V195H236ZM261 193V194H260ZM67 194V199H70V197H69V195ZM175 194V195H174ZM193 194V195H192ZM94 195V196H93ZM97 195V196H96ZM104 195H106V196H104ZM166 195V197H168ZM178 195V196H177ZM186 195V196H185ZM196 195H198V196H196ZM218 195H220V196H218ZM224 195V196H223ZM263 195V196H262ZM88 196V195H87ZM104 196V197H103ZM109 196V197H108ZM193 196H196V197H193ZM201 196V197H200ZM203 196H206V197H203ZM225 196H226V198H225ZM101 197V198H100ZM102 197L104 198V199H102ZM107 197V198H106ZM199 197V198H198ZM209 197V198H208ZM215 197V198H216ZM95 198V199H94ZM111 200H110V199ZM181 198V199H180ZM193 198H194V200L196 201H194L193 200ZM196 198V199H195ZM201 198H203V199H201ZM208 198V199H207ZM223 198H225L226 200H223ZM253 198H255V197H253ZM66 199V197L64 198V201L65 202H70V200H67ZM94 199V200H93ZM97 199V200H96ZM99 199V200H98ZM192 199V200H191ZM200 201H198V200ZM218 199V198H217ZM229 199V200H230ZM258 199H260V200H258ZM67 200V201H66ZM95 200L97 201V202H95ZM109 200V201H108ZM182 200V201H181ZM187 200V199H186ZM201 200L202 201H204V202H201ZM207 200V201H206ZM211 202V200H212V202L210 203L209 201ZM214 200H215V205L213 204L214 203ZM224 202H223V201ZM249 200V201H248ZM261 200H262V202H261ZM93 201V202H92ZM98 201H100V203L98 202ZM175 201H177V200H175ZM181 201V202H180ZM197 201H198V205H197ZM221 201H222V203H221ZM242 201L244 202V203H242ZM248 201V202H247ZM252 201V202H251ZM104 202H107L106 204L104 203ZM114 203V204H112V203ZM137 202V203H136ZM190 202L192 203L191 205H190ZM227 202H228V204H227ZM234 203V204H232V203ZM87 203H88V205H87ZM110 203L112 204V205H110ZM125 203V204H124ZM189 204V207H188V204ZM196 203V204H195ZM219 203V204H218ZM232 204L231 206H230V204ZM242 203V204H241ZM252 203V204H251ZM254 203V204H253ZM258 203V204H257ZM261 203V204H260ZM263 203V204H262ZM82 204V205H81ZM90 204V205H89ZM97 204V205H96ZM98 204H100V205H98ZM121 204V205H120ZM126 204H128L129 205V208L127 207V206H125ZM134 204V205H133ZM136 204V205H135ZM140 204H143L142 202L140 203ZM186 204V205H185ZM195 204V206H193ZM203 204H205V207H204V205ZM207 204H209V206L207 205ZM222 204H224V205H222ZM230 207H228L227 205ZM236 204V205H235ZM238 204V205H237ZM244 204V205H243ZM246 204V205H245ZM93 205V206H92ZM106 207H105V206ZM114 205H116V206H114ZM133 207H132V206ZM139 205V206H138ZM203 205V207H200V206H202ZM208 207H211V208H208ZM219 205V206H218ZM221 205V206H220ZM226 205V206H225ZM250 205V206H249ZM258 207H257V206ZM263 205V206H262ZM85 206V207H84ZM88 206V207H87ZM92 206V207H91ZM97 206V207H96ZM102 208H101V207ZM123 206H125V208L123 207ZM136 206H138V207H136ZM141 206V207H140ZM196 206H197V208H196ZM215 206V207H214ZM242 206V207H241ZM255 206V207H254ZM87 207V208H86ZM94 207V208H93ZM109 207V208H108ZM113 207V208H112ZM116 207V209H114ZM121 207V208H120ZM138 209V211H141L142 212V214H141V212H140V215H139V213H138V211L136 210H134V213L136 214H134V213H132L133 212V209ZM140 207V208H139ZM192 207V208H191ZM195 207V208H194ZM199 207V208H198ZM218 207V208H217ZM219 207H221V208H219ZM240 207V208H239ZM244 207V208H243ZM251 207H253L252 209H251ZM261 209H260V208ZM89 208V209H88ZM98 208V209H97ZM106 208V209H105ZM195 210H197V211H195ZM201 208V209H200ZM215 208V209H214ZM218 210H217V209ZM222 208H224V209H222ZM226 208H228V209H226ZM234 210H233V209ZM237 208H239V209H237ZM245 208H246V210H245ZM248 208V209H247ZM256 208V209H255ZM258 208H259V211H258ZM86 211H85V210ZM125 209V210H124ZM130 209V210H129ZM141 209V210H140ZM189 209L191 210V211H189ZM207 209H209V210H207ZM229 209H230V212H229ZM240 209H242V211L244 210L245 212H242ZM94 210H96V211H94ZM100 211V213H99V211ZM104 210H109L108 211V214H107V211H104ZM146 210V209H145ZM162 210V209H161ZM193 210V211H192ZM200 212H199V211ZM201 210H202V212H201ZM205 210H207V211H205ZM213 210H216V211H213ZM223 210V212H220V211H222ZM225 210V211H224ZM228 210V211H227ZM233 210V211H232ZM260 210H261V212H260ZM92 213H91V212ZM103 213H102V212ZM124 213H122V212ZM248 211V212H247ZM85 213V215H84V213ZM89 212V213H88ZM96 212V213H95ZM111 212V213H110ZM130 214H129V213ZM146 212V211H145ZM188 212V214H190V215H188V214H186ZM203 212L204 213H206L207 215H205V214H203ZM212 212H216V213H211ZM220 212V213H219ZM226 212L228 213L229 212V214H226ZM232 212V213H231ZM235 212H238V213H235ZM253 214H252V213ZM258 214H256V213ZM86 213H88V214H86ZM97 213H98V215H97ZM138 213V214H137ZM197 215V217L196 216H194L195 214ZM202 213V214H201ZM234 213V214H233ZM246 215H245V214ZM69 214V213H68ZM102 214H104V215H102ZM110 214H112V215H110ZM115 214V215H114ZM121 214V215H120ZM129 214V215H128ZM135 215V217H133L131 220H129V217L131 216L132 217V215ZM164 214H166V212H164ZM183 214V215H182ZM220 214H222L221 216H223V217H221L220 216ZM231 214H232V216H231ZM239 214H240V216H239ZM242 214H243V216H242ZM247 214H249L248 216H247ZM139 215V217H137L136 218V216H138ZM185 215H188V216H186L185 217ZM192 215V216H191ZM214 215L217 217H214ZM250 215H252V216H250ZM88 216H90V217H88ZM98 216V217H97ZM102 216V217H101ZM111 216V217H110ZM114 217V219H115V221L113 222L112 220H114V219H112L113 217ZM125 216V217H124ZM128 216V217H127ZM142 216H144V219L142 218ZM171 216V217H170ZM180 216V217H181ZM195 218H194V217ZM200 218H199V217ZM208 216H209V220H211L210 222L212 223H210L209 222V220H207L208 219ZM231 216V217H230ZM235 217L234 219L232 218V217ZM241 216L243 217V218H241ZM246 216V217H245ZM109 217H110V219H111V221H110V219H109ZM117 217V218H116ZM130 217V218H131ZM191 217H193V218H191ZM203 217V218H202ZM204 217H206V218H204ZM212 217H213V220H212ZM221 217V218H220ZM229 219H228V218ZM236 217H238V218H236ZM249 217V218H248ZM258 217V218H257ZM119 218V219H118ZM135 218H136V220H135ZM140 218H142V220H146L145 218H148V222H147V220L143 223V222H141V219ZM165 218V219H164ZM182 218V217H181ZM190 218V219H189ZM216 218V219H215ZM218 218H219V220H218ZM241 218V219H240ZM251 218H252V220H251ZM254 218V219H253ZM91 219H93V220H91ZM100 219V220H99ZM108 219H109V221H108ZM117 219H118V222H117ZM125 219H127L126 220V222L128 223V226H127V228H132L134 225V223H137L138 222V220L141 222H138V223H140L139 225H138V227L136 226V229L137 230H142V231H137L135 228L133 229V230H131V229H129L128 231L130 232V230H131V232H133V233H131L130 232V235L128 234V235H126V233L128 232L127 231V229L125 230V236H127L129 239L131 238V236H132V238H131V240H133V241H130L129 239V241L128 240H124V239H126V238H124L125 236H123V234H121L120 235V233H124V231H123V226L126 228V226H125V222H123V221H125ZM159 219V220H158ZM177 219H180V221L182 220V221H184V222H182V225H181V223H177ZM197 219H199L201 222H198L199 220H197ZM204 219V220H203ZM207 221H206V220ZM225 219V220H224ZM250 219V220H249ZM89 220H91L90 222H89ZM190 220H191V222H190ZM193 220V221H192ZM195 220V221H194ZM197 220V221H196ZM218 220V221H217ZM222 220H224V221H222ZM230 220H232V221H234V222H237L236 223V226L234 227V224H233V226H231L232 224H231V221ZM237 220V221H236ZM249 221V223H248V221ZM256 220V222H253V221H255ZM258 220V221H257ZM105 221H107V223L110 225H108ZM119 221L121 222V223H119ZM129 221H131V222H129ZM134 221V222H133ZM136 221V222H135ZM152 221V223H150ZM156 221V224H154V222ZM162 221H165L166 222V225L168 226V227H172L170 230H168L167 229V227L165 226V224L162 222ZM186 221V222H185ZM204 221L206 222V224L204 223ZM213 221V222H212ZM222 221V224L223 225H221V222ZM242 221H244V222H242ZM103 222V223H102ZM133 222V223H132ZM161 222V223H160ZM190 222V223H189ZM196 222H198L197 223V225H196ZM203 222V223H202ZM209 224H208V223ZM215 222V223H214ZM241 222V223H240ZM252 222V223H251ZM259 222H260V225H259ZM104 223H106V224H104ZM111 223V224H110ZM115 223V224H114ZM123 223H124V225H123ZM127 223H126V225H127ZM131 223V225H132V227H131V225H130V227H129V224ZM173 223L175 224V225H173ZM183 223H185V224H183ZM188 223V224H187ZM202 224L201 226L203 227H200V224ZM217 223H219V224H217ZM230 223V224H229ZM238 223H240V224H238ZM243 223H245V224H243ZM94 224V225H93ZM98 224V226L99 227H101V228H99L98 226H96ZM117 224H121V225H123V226H118ZM144 224V225H143ZM146 224H147V227H146ZM160 224H164L163 226H164V228L162 227H160L159 225ZM177 224H180V226L178 227L177 226ZM193 224V225H192ZM198 224H199V226H198ZM214 224L216 225H218V226H214ZM227 224V225H226ZM255 226H254V225ZM149 225V226H148ZM172 225V226H171ZM189 226V227H187V226ZM192 225V226H191ZM206 225V226H205ZM210 225H212V226H210ZM230 225V226H229ZM259 225V226H258ZM115 226V227H114ZM151 226H154V228L153 227H151ZM159 226V227H158ZM177 226V227H176ZM181 226H184L186 229H184L183 227H182V230H181ZM191 226V227H190ZM205 226V227H204ZM208 226V227H207ZM228 226V227H227ZM244 226V227H243ZM252 226V227H251ZM89 227H87V228H89ZM108 227V228H107ZM112 227H114V228H112ZM175 227L178 229V231L176 230V231H174V235L173 234H171V230L173 231L174 229H175ZM194 227V228H193ZM197 227V228H196ZM201 229H200V228ZM211 227H213V228H211ZM218 227V228H217ZM223 227V228H222ZM238 227H239V229H238ZM246 227H247V229H246ZM254 227V228H253ZM262 227V228H261ZM95 228H97V230H95ZM111 228V230H109ZM146 228H148L147 230H145ZM152 228V229H151ZM174 228V229H173ZM193 228V229H192ZM198 228H199V230H198ZM206 228V229H205ZM231 228H233V229H235V230H231ZM250 228H252V229H249ZM259 228V229H258ZM94 229V230H93ZM113 229V230H112ZM120 229V230H119ZM144 229V230H143ZM157 229V230H156ZM159 229V230H158ZM184 229V230H183ZM190 229V230H189ZM197 229V230H196ZM207 229H209L208 231H207ZM223 229H225V230H223V232H222V230ZM255 229V230H254ZM99 230V231H98ZM122 230V231H121ZM135 230L139 233H137L138 235H143V236H145V237H143V239L144 240H142V237L141 236H138L136 233H134L135 232ZM170 231V235H173L174 237L176 236H178L177 238H170V237H172V236H169V233H168V231ZM193 230H194V232H193ZM204 231V232H201L200 234H202V235H200L199 234V232L200 231ZM216 230H221V231H219V233H220V235L222 236V238H221V236L219 235V233H218V231H216ZM236 230H238V231H236ZM244 230V231H243ZM248 230V231H247ZM257 230V231H256ZM261 230V231H260ZM113 231V232H112ZM114 231H116V232H114ZM127 231V232H126ZM156 231V232H155ZM164 231L166 232V235H164L165 233H164ZM182 231H185V232H182ZM193 232V233H191L190 234V232ZM197 231V232H196ZM199 231V232H198ZM206 231V232H205ZM210 231V232H209ZM227 231H229V232H227ZM233 231V232H232ZM238 232V233H236V232ZM241 231V232H240ZM109 232V233H108ZM118 232V233H117ZM140 232H141V234H140ZM150 232V233H149ZM163 232V233H162ZM175 232H176V234H175ZM189 232V234H187ZM216 232H217V234H216ZM227 232V233H226ZM235 232V233H234ZM247 232V233H246ZM249 232H250V234H249ZM252 232V233H251ZM159 233V234H158ZM173 233V232H172ZM185 233V234H184ZM194 233H197V234H195V236H194ZM229 233H231V234H229ZM234 235H233V234ZM241 233V234H240ZM245 233V234H244ZM254 233V234H253ZM259 233V234H258ZM96 234V233H95ZM106 234V235H105ZM109 234H111V236L109 235ZM118 234V235H117ZM150 234V235H149ZM157 234V235H156ZM193 234V235H192ZM207 234V235H206ZM223 234H224V236H223ZM228 234V235H227ZM240 234V235H239ZM251 234H253V236L251 235ZM258 234V235H257ZM109 235V236H108ZM115 235V236H114ZM120 235V236H119ZM134 235V236H133ZM137 235V236H136ZM155 235V236H154ZM192 235V236H191ZM198 235V237H200V236H202V237H200V238H204L203 240L202 239H199L198 237H196ZM200 235V236H199ZM216 235H219V236H216ZM226 235V236H225ZM237 236V238H235L236 236ZM248 235H249V237H248ZM257 235V236H256ZM105 236V237H104ZM116 236H117V238H116ZM130 236V237H129ZM151 236H153V237H151ZM160 236V237H159ZM162 236V237H161ZM185 236V238H183V237ZM186 236H188L187 238H186ZM189 236H191V237H189ZM213 236V237H212ZM229 237V239H227L228 237ZM232 236V237H231ZM233 236H235V237H233ZM251 236V237H250ZM255 236V237H254ZM108 237H110V238H108ZM114 237V238H113ZM141 237V238H140ZM149 237H150V239H149ZM194 237V238H193ZM209 237V238H208ZM217 237L219 238V239H217ZM240 237V238H239ZM257 240V243H259V246H256V245H258V244H256V240L254 239V238ZM258 237H259V239H258ZM262 237V238H261ZM122 238V239H121ZM136 238H138V239H136ZM152 238H154V239H152ZM157 238H158V240H157ZM168 238V239H167ZM207 238H208V240H207ZM211 238V239H210ZM214 239V241H215V243H214V241H213V239ZM231 238V239H230ZM252 238L254 239L253 241H252ZM107 239H108V241H107ZM118 240V241H116V240ZM140 239L143 241V242H141L140 241ZM160 239V240H159ZM162 239H164V240H162ZM179 239V240H178ZM185 239V240H184ZM212 241V244H211V246L210 245H208L209 244V242L211 243V241ZM225 239H227V240H225ZM245 240L244 242H243V240ZM262 239V240H261ZM113 240V241H112ZM137 240L139 241V242H137ZM151 240H152V244H150V243H148V242H151ZM165 240H168V241H165ZM172 240H174V241H172ZM183 240V241H182ZM195 240V241H194ZM201 240V241H200ZM206 240V241H205ZM224 240V241H223ZM231 241V243H230V241ZM234 240H235V242H234ZM246 240H248V242L246 241ZM260 240V241H259ZM128 243H127V242ZM144 241H145V243H144ZM177 241V242H176ZM187 242V243H182V242ZM189 241H191L192 243H194V242H196V243H194L195 245L196 244H198V245H200L201 243L204 245L205 243L207 244V242H208V244L206 245V246H204V250H206V251H204L201 247H196L197 248V251H198V249H200V253H198L199 255H202V258L200 257V256H198V257H200L201 259H199L198 260V258L196 257L195 258V256H193L195 259H197V261L196 260H191V259H194V258H192V255L190 256V255H188V254H193V251L192 252H190V253H188L189 252V248H190V244H192L191 242L189 243ZM197 241H200L201 243H198ZM203 241V242H202ZM226 241H227V244H226ZM233 241V242H232ZM259 241V242H258ZM108 242V243H107ZM126 242V243H125ZM160 242H161V244H162V246H159V244H160ZM171 242V243H170ZM173 242V243H172ZM178 242H179V244H178ZM223 242V243H222ZM230 244H229V243ZM239 242H242L241 244L239 243ZM254 242V243H253ZM262 242V243H261ZM111 243V244H110ZM114 243V244H113ZM118 245H117V244ZM120 243V244H119ZM138 243V245H136ZM140 243H142V244H140ZM144 243V244H143ZM147 243H148V246H147ZM164 243H166L165 244V246H164ZM217 243V244H216ZM245 243V244H244ZM248 243V244H247ZM115 244H116V246H115ZM128 244V245H127ZM139 244H140V246H139ZM146 244V245H145ZM153 244L155 245V246H153ZM157 244H158V246H157ZM160 244V245H161ZM169 244V245H168ZM184 244V245H183ZM194 244H192L193 245V247H194ZM201 244V245H202ZM215 244V245H214ZM224 244V245H223ZM234 244V245H233ZM239 244V245H238ZM119 245H121V247L119 246ZM135 245V246H134ZM147 247V249H149L148 247H149V245H150V247L152 248V247H154V248H150L149 249V252L151 251V252H153V254H155L158 250H159V254L160 255H158V256H160V258L158 259H155L154 257H153V254H152V257L155 259H153L152 257H151V259H150V257H148V256H151V252L149 253V255H148V253L146 252V251H148L146 248H145V246ZM180 245V246H179ZM181 245H183V246H181ZM186 245H187V247H186ZM197 245V246H198ZM203 245H202V247H203ZM219 245H220V247H219ZM227 245V246H226ZM229 245V246H228ZM244 247H243V246ZM246 245V246H245ZM111 246V247H110ZM119 246V247H118ZM124 246V247H123ZM130 246V247H129ZM142 246V247H141ZM167 246H169V247H167ZM174 246V247H173ZM209 246V247H208ZM226 246V247H225ZM252 246V247H251ZM113 247V248H112ZM126 247H127V249H126ZM132 247H134V248H132ZM141 247V248H140ZM158 247V248H157ZM165 247V248H164ZM179 249H178V248ZM184 249V251H183V249ZM186 247V248H185ZM189 247V248H188ZM193 247L191 246V250H194L195 249V247H194V249H193ZM205 247H207V248H205ZM240 247V248H239ZM243 249H242V248ZM249 247V248H248ZM256 247V248H255ZM259 247V248H258ZM94 249V251H97V249L95 248V247H93ZM112 248V249H111ZM118 248V249H117ZM140 248V249H139ZM160 248V249H159ZM168 248V249H167ZM188 248V249H187ZM209 248V249H208ZM212 248H214V249H212ZM219 249V251H218V249ZM230 248H231V251H230ZM239 248V249H238ZM245 248V249H244ZM108 248H106V250H107ZM113 249L115 250V251H113ZM119 249H122L123 251H124V256L126 257V258H128L127 256L128 255H130V257H129V259H125V257L123 258V261H119V258H117V255L116 256H111V254L114 252H116V251H118L119 253L121 252V251H119ZM144 249V250H143ZM156 251H154V250ZM164 249V250H163ZM174 249V250H173ZM181 249V250H180ZM221 249H224V250H222L223 251V253H222V251H221ZM233 249H235V250H233ZM247 249H249V250H247ZM251 249V250H250ZM262 249H263V251H262ZM126 250V251H125ZM138 250V251H137ZM161 250V251H160ZM190 250V251H191ZM211 250V251H210ZM225 250H227V251H225ZM113 251V252H112ZM128 251H130V252H128ZM145 253H144V252ZM173 251V252H172ZM175 251H177V252H179V253H177V254H174L173 255V253H175ZM233 251H234V253H233ZM235 251H237L236 253H237V255L234 257V255H235ZM250 251V252H249ZM261 251V252H260ZM105 252L106 251H104L103 253L105 254ZM118 252H116V253H118ZM161 252L163 253L162 255H161ZM171 252V254H169ZM182 252H184V253H182ZM194 252H196V249H195V251ZM203 252V253H202ZM204 252L205 253H209L210 255H208V253L206 254V256H204L203 257V254H204ZM214 254H213V253ZM218 252H220V253H218ZM241 252V251H240ZM258 254H257V253ZM260 252V253H259ZM123 253V252H122ZM132 253V254H131ZM188 253V254H187ZM216 253V254H215ZM218 253V254H217ZM227 253V254H226ZM231 253H233L232 255H231ZM250 253V254H249ZM134 254V255H133ZM145 254V255H144ZM158 254V252L156 253V255ZM166 254V255H165ZM225 254V255H224ZM230 254V255H229ZM255 257H253L252 255ZM259 254H261V255H259ZM136 255V256H135ZM155 255V257H157ZM176 255V256H175ZM183 255V256H182ZM193 255H195V254H193ZM205 255V254H204ZM214 255H215V257H214ZM216 255H218V256H216ZM222 255V256H221ZM104 256H106V255H104ZM138 256V257H137ZM165 256V257H164ZM171 256V257H170ZM175 256V257H174ZM190 256V257H189ZM196 256H197V252H196ZM221 256V257H220ZM224 256V257H223ZM134 257V258H133ZM143 257L145 258V259H143ZM167 257V258H166ZM171 259H170V258ZM177 257V258H176ZM182 257V258H181ZM207 257H211L210 259L209 258H207ZM216 257H217V260H218V263H217V260H216ZM219 257V258H218ZM231 257V258H230ZM235 259H234V258ZM253 257V258H252ZM261 258V259H259V258ZM114 258V259H113ZM141 258V259H140ZM164 258H166V259H164ZM179 258H181V259H179ZM189 258V259H188ZM206 258V259H205ZM215 258V259H214ZM224 258V259H223ZM228 258V259H227ZM133 259V260H132ZM169 259V260H168ZM175 261H173V260ZM176 259V260H175ZM203 259V260H202ZM205 259V260H204ZM209 259V260H208ZM222 261H221V260ZM234 259V260H233ZM237 259V260H236ZM258 259V260H257ZM131 260V261H130ZM138 260V261H137ZM148 260V261H147ZM152 260H154V261H152ZM160 260V261H159ZM164 260H165V262H164ZM180 260V261H179ZM214 260V261H213ZM223 260H225V261H223ZM137 261V262H136ZM173 261V262H172ZM192 261H193V263H192ZM210 261V262H209ZM228 261V262H227ZM130 262V263H129ZM155 262V263H154ZM159 262H161V263H159ZM177 262V263H176ZM216 262V263H215ZM239 263V262H238Z\"/></svg>",
  "mask_w": 264,
  "mask_h": 264
}]
</instances>
